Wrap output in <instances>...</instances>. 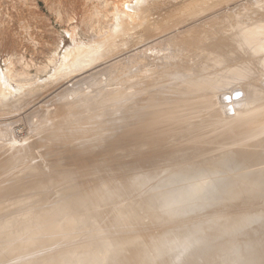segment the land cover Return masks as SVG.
I'll list each match as a JSON object with an SVG mask.
<instances>
[{
	"label": "rangeland",
	"instance_id": "374dc122",
	"mask_svg": "<svg viewBox=\"0 0 264 264\" xmlns=\"http://www.w3.org/2000/svg\"><path fill=\"white\" fill-rule=\"evenodd\" d=\"M138 1H139V3L141 2L140 3L141 6L139 3H137ZM244 1H246V2H244ZM254 1L255 0H143V1L142 0H0V84H1V87H0L1 90L0 91H2V92H0V101L3 100L5 102V103H3V101L0 102V141H2V142L4 141V143L0 142V151L3 153L2 154L0 152V155L2 154L1 157H6L3 160V162L1 161L2 159L0 161L2 164H4L3 166L5 167V169L7 166L10 167L11 165H13V163L11 164V160H12V162L17 161L18 165L22 162L19 166L14 165L15 168H12V166H11L10 167V168H12L11 170L7 167L8 171L6 170L7 171V172L5 171L6 173L2 172V175H0V190L5 191V195L0 199V202H1V200H3V202H1V204H0V220H1V222H4V225H0V264H50L54 260H55L54 263L59 264V261L61 259H62L60 261L61 264L62 263L67 264V261H66L67 258L70 259L71 261L73 260L72 261L73 264H77L78 262L77 263H74V262H75V260L78 259L77 258L78 256H80V255L82 256V251L84 249H85L83 251L84 256L85 255H86V257L90 256V258L95 256L94 258H97L96 259L97 262H95L94 264H174V263L175 264L176 263L182 264L183 262L186 264L187 263L186 259L188 261V264H196V263L197 264H199V263L200 264L201 263L206 264L205 262H208L207 264H214L215 262H216L215 264H221V262H222V264H224V263H226V264H247V263L248 264H253V263L264 264V259H263L264 258V254H263L264 252L261 251L264 249V238H263L264 237V234H263L264 233V211H263V209H264V193H263L264 192V186H263L264 185V174L263 173L264 172L260 173L261 172L260 170L263 169L262 171H264V163L261 164V162H264V144H263L264 143V122H263L264 121V71H263L262 75H260V74L258 75L259 71L262 70V68L261 69L259 68L260 65L256 67V65H258V62H259L258 58L255 59V60H257L256 61L257 63L255 62V60L252 62L249 60V59H251L250 56H252L255 52H253V54H252V52H250V50L248 52H245L246 51L245 50L244 51L245 53H243L244 55L249 56L248 53H251L252 55L250 54L249 57H245L243 55L242 61L244 58L247 60L244 59L243 62L242 61L239 62V60H241L240 59L241 57H240L237 59L238 61L236 60L237 62L235 64L234 59L237 56H235V52L233 51L234 52L233 53L234 58L230 62H232V61H234V62L231 63L233 65L230 67H233V69L237 68L236 71H239V70L245 71L246 69H244V68H246V67H244V66L246 65L248 67V71H246L248 73V75L246 78L239 80L238 78H234L235 75L233 74V72H230V74L229 73L225 74V77H226V79H225V77L222 78V76L218 75V73H217V71L219 69L218 64H213V63L216 62L215 60H218V58H220L221 56H222V59L220 58L219 61L220 60L225 61V57H228V59H230L232 53L230 52V54H229L230 57H229L227 55V51L225 52L226 54H224L223 52L225 50H223L221 48L216 49L217 48L216 47L212 50V51H214V53H216V55L214 53L211 56L209 55V57H212V59L214 60V61L210 62L211 59L207 60L206 55H204V53H201V51H198L201 47L205 46V44H203V38L201 40L200 37L205 36L206 35L205 31H207V30L210 33L212 30L214 32L212 31L213 35H210V36L208 35L207 38H205L206 36L204 37V43H206L205 39H206V41L209 42L212 38H214V36H215L214 34L216 33V31H217L218 35L215 36V38H217V37L220 38L221 36L224 35L223 38L226 39L227 35H229L231 33V31L224 30V31H226V32H224V31H220V30L221 29H230V30L232 29V30H234L235 25H233V23L238 22L237 20H239V22H238V24H239L246 18L245 20H248V22H246V21H243V22H246L248 25L250 24L249 19H253L252 22L254 25L256 22L261 21L259 23H256V25L258 24L259 27L263 28L264 27L263 26L264 25L263 24L264 14L257 16L258 18H260L262 16L259 19V21H256L258 18L256 17L257 14L253 13L254 10H252L250 15H251V17H256L257 19L250 18V16H249L250 12H248V11H250L253 8H256V7H254V6H256ZM230 2H231V4H230ZM243 2H244V5H242ZM136 4H138V5H136ZM250 4H251V6H250ZM241 12H243L244 15ZM245 13H247V14H245ZM137 14H139V15H137ZM126 15H128V17L130 16L131 18L129 17L130 18L129 19ZM240 15H241V17H240ZM245 15L246 16L248 15L249 17H244V19L242 20V18H243L242 16H245ZM236 16L240 17V19ZM126 20L129 22V30L127 31L126 34H122V32H121L122 29H121V31L119 30L121 32L119 34V32L116 31L117 29L115 30L114 28H116V27L117 28L119 27L118 29H120L121 27L123 28L122 25H124L125 22L127 23ZM119 21H121V22H119ZM115 22L117 23V25ZM216 22L218 24H216ZM243 22H242V24L245 25L246 23H243ZM121 23H124V24H121ZM224 23H227V24H224ZM230 23H232L233 26L230 25ZM118 24H119V26H118ZM120 25H121V27H120ZM227 25H230L231 27H229ZM240 25L241 24H239L235 27L236 28L237 27L243 28V27H239ZM244 25H241V26H244ZM191 26L194 28L192 29ZM188 27H190L189 31H188ZM206 27H208V28L206 29ZM225 27H227V28H225ZM214 28H216V29H214ZM218 28H219V30H217ZM113 30H115L117 33H115ZM111 31L115 35L117 34L116 36L120 35L121 37L119 36L120 38H118L120 40H116V37H114V35H113L114 40L112 39L113 42L111 41L112 42V43H110L111 45L110 44L108 45V44H105V42L108 41L105 39H106V36H107V39H109L110 36H112L113 33L110 34ZM222 32L227 33L226 36H225V34H222ZM162 33H164V34H162ZM210 33H207V34H210ZM262 33L264 34V32H262ZM108 34L110 36H108ZM95 35H96V37H95ZM241 35H242V33L241 34L239 33L238 37ZM100 36H101V38H100ZM211 36H213V37H211ZM208 37H209V39L210 38L211 39L209 40ZM262 37H264V35L261 36V38ZM192 38H194V39H192ZM95 40H97V41H95ZM115 40L118 41L117 43L115 42L116 44L114 43ZM91 41H93V42H91ZM102 41L104 42L103 44H102ZM194 42H196L197 44ZM94 44L96 47L98 46L96 44H100L102 46L100 48V49H102L101 53H103V54H101V59H100V55H99L98 58L96 57L98 60L96 58L92 59V60H94L93 63H92V61L91 62L87 61V63H90V65L85 64V62H83L85 65L84 68L81 66L83 69L79 68L80 67L79 64H77L76 62H73V63H76L79 67H77V65L75 64L74 66H72V68H75V70H72V68L70 66V68H68V71L66 73L65 71L67 70L66 69L67 62L68 63L70 61L72 62V58L70 59L71 56L68 57L69 52L72 53L73 50L80 48L81 53L83 51V53L80 56V58H81V57H84L83 54L89 53V51L91 52L92 49L94 50V48H95L93 46ZM198 44L200 45V47L198 46ZM178 46H179V48H178ZM198 47H199V49H197ZM100 49H99V51H100ZM156 49H157V51H156ZM219 49L223 50L222 53L225 55L224 57H223V55H221L222 53H220L221 51ZM136 50H137V52H136ZM217 50L219 52H217ZM133 51H135V53ZM139 51H141V52H139ZM143 51H145V52H143ZM53 52H55V53H53ZM151 52L153 55L151 54ZM164 52H166V53L169 52V53H167L168 56ZM144 53H145V55H144ZM161 53L163 54V56ZM137 54H139L140 56ZM159 54H160V56H159ZM219 54H220V56L218 57ZM260 54L264 55L263 50L259 51V55ZM102 55H103V57H102ZM149 56H151V58ZM174 56H176V57H174ZM213 56H216V58H214ZM185 57H187V58H185ZM165 58H167V59L165 60ZM170 59H172V60L170 61ZM203 59L206 60V63H205V60H203ZM160 62H162V63L164 62V64H162ZM207 62H210L211 64L207 65ZM230 62H228V63L226 62V64H229ZM245 62L246 63L251 62V63H248V65H247V64H244ZM253 62L255 63V65H253L254 64ZM171 63L173 64V66L176 64L175 66L180 65V67L179 66L173 67ZM202 63H205L207 65V67H206V65L204 66ZM237 63H240V64L242 63V64L240 65ZM243 64H244V66H243ZM250 64L253 65L252 69L249 66ZM65 65H66V67H65ZM68 65H70V64H68ZM80 65H82V64H80ZM193 66H195V67H193ZM238 66H241V67L239 68ZM131 67L133 68V70ZM222 67H224V66H222ZM59 68H61V69H59ZM226 68L228 69L229 67H226ZM182 69H183V71H182ZM200 69H202V70H200ZM153 70H155V73H152ZM191 70H192V73H191ZM231 70H232V68H231ZM253 70H255V71H253ZM70 71H72V72H70ZM189 71H190V73H189ZM162 72H164V73L162 74ZM186 72H188V73H186ZM210 72H211V75H210ZM255 72L257 73V75H253V74H256ZM9 73L14 75L13 78L16 79V81H14L10 78ZM136 73H138V74H136ZM234 73H235V71H234ZM167 74H168V76H167ZM196 74L199 75V78L196 77L197 79L195 81V83L197 85H195L194 80H193V77H194L193 75H196ZM202 74H203V76H202ZM249 74H252V75H249ZM173 75L174 76L176 75V77H174ZM177 75H178V77L179 76L180 77L177 78ZM189 75H191L192 77H190ZM166 76H167V79H166ZM136 77H137V79H136ZM158 77H159V79H158ZM163 77H164V79H163ZM171 77L173 79L175 78L176 80L172 79V81H171L170 80ZM156 78L158 79V82H157ZM168 78H169V80H168ZM190 78L192 79L193 84L189 83V85H187V83H186L187 81L191 82ZM205 78H208V79H205ZM160 79H161V81H163V80L164 81L161 82ZM181 79H186V81L185 80L182 81ZM215 79H216V83H215ZM248 79H249L251 84H253V85L256 84V88H255V85L252 87L250 84V88H251L250 90L253 89L252 91L253 92L255 91L254 93L252 91H251L252 93L251 92L247 93V90L249 91V85L247 84ZM155 80H156V82H155ZM65 81H66V83H65ZM78 81H81V84H82L81 85L79 83V86L81 85V89L79 88V86H77L79 96H73V95H71L73 93L72 88L75 87L74 89H77L75 86L76 84L75 85H73V84L75 82H77V84H78ZM100 81H106V82L110 81V82H108L109 88H107V91L110 90L109 92H112L111 95L108 92L109 97L110 96L112 97V99H110L111 101L107 97L108 95H107L106 91H104V93L106 92L104 95H107V96L104 97L102 95L103 96L102 97L101 94H103V93H100V91L96 89V86L94 84H97V82H100ZM148 81H150L152 83L151 84L152 86L149 84ZM166 81H167V83H166ZM178 81H180V82L178 83ZM201 81H203V82H201ZM222 81H223V84L220 83ZM232 81L234 83H232ZM146 82L150 85V89H147V88H149V85ZM170 82H172L173 84ZM181 82H184L185 84L181 83ZM205 82H207L206 84L209 87L210 86L211 87L209 88L207 85H205ZM253 82H255V83H253ZM19 83H21L22 85ZM144 83L146 84L147 88H146ZM157 83H159V84L157 85ZM161 83H164V84H162V86H161ZM168 83L170 85H168ZM201 83H202V85H201ZM212 83H213V85H212ZM214 83H215V85H214ZM225 83H226V85H225ZM51 84H53V85H51ZM142 84L144 86H142ZM154 84H156V85L154 86ZM183 84L189 87V91H191V93L188 91L184 95H180L181 90H183L185 87V86H183ZM216 84H218V85L216 86ZM163 86H164V89H163ZM6 88H7V90H6ZM192 88H195V89H192ZM211 88H213V89L211 90ZM71 89H72V91H71ZM139 89L141 91H143V89H146V90H144L145 92H141ZM85 90H88V91H85ZM131 90H132V92H131ZM7 91H8V93H7ZM92 91L94 93H96V94L98 93V94L96 96H94L95 94L92 93ZM127 91L128 92L130 91V93H128ZM195 91H198V92H195ZM68 92H69V94H67ZM83 92H84V94H82ZM136 92H139V93L135 94ZM6 93H7V95H6ZM24 93H26L27 95H24ZM123 93L124 94L128 93V94L124 95V97H123ZM194 93L197 94V96H199V97H196L194 95ZM3 94H5V95H3ZM80 94H81V96H80ZM113 94H114V96H113ZM121 94H122V96H121ZM8 95H10V96H8ZM19 95L22 99L19 97ZM98 95H100V96H98ZM117 95H118V97H117ZM129 95L131 97H129V99L125 101V99L128 98ZM137 95H139L138 98L141 100H139L136 97ZM205 95H206V97H205ZM120 96L125 98L123 101L124 102L123 105L128 104L129 106H130V101L132 100L131 98L133 97L135 100L134 101L135 104H134V102H131V103H133L132 107H134V106L135 107L130 110L131 107L129 108L128 105H127L128 107H126L125 105L123 106L122 102H121V99L123 100V98H121ZM143 96H145V97H143ZM164 96L166 98H164ZM18 97H19V100H18ZM100 97H101V99L103 98V100H105V98L106 99L108 98L105 101H103L101 99L100 100L103 101L105 104L108 101L111 102L108 104L109 106H111L112 103L114 102V105H112V106L113 107L116 106L117 110L115 109V107L114 108L108 107L107 104H106L107 106L105 104H103L104 105L103 106L101 104V101H99V100H98V102H100V103L98 104V102L95 100L99 99ZM16 98H17V100H16ZM52 98L54 100H52ZM88 98H90V99H88ZM116 98L117 99L120 98L119 99L120 101L117 100ZM193 98H195V99H193ZM61 99H65V100H61ZM67 99H70L71 101L70 100L68 101ZM78 99H83L84 102L83 101L80 102L81 100H78ZM166 99H168V100H166ZM15 100H16V102L13 105L12 103ZM66 100L68 101L67 103H66ZM74 100L76 102L77 101L78 102L76 103ZM175 100H176V103L174 102ZM72 101H73V103H72ZM142 101H144V102H142ZM89 102H91V103H89ZM95 102H97V103H95ZM118 102L119 103L121 102L120 104L122 106ZM146 102H148V103H146ZM163 102H164V104H163ZM165 102L169 103V104H166ZM16 103H17V105H16ZM116 103H118L119 106ZM136 103H138L139 107L141 104L140 109L142 111H140L139 108L137 109ZM142 103L144 104V107H142L143 106ZM154 103H155V106H154ZM156 103H159V104H156ZM145 104L147 106H149V105L150 106L146 108ZM162 104H163V106H162ZM160 105H161V109L165 108V107H167V108H165L164 110L163 109L161 110L159 107ZM101 106H102V108H101ZM106 107L110 108L109 110H107L110 112V114L108 112V115H111V113L113 111H114L113 113L115 115H118L117 113L118 112L120 113V111H122L121 107H125L127 112H121L120 114H122L121 116L124 115L123 117H121V116L116 117L115 116L114 117L115 119L113 117H111L113 119V121L111 119H110L111 121H109L108 120L109 116L106 115L107 113L104 114V111H105L104 109ZM157 107H159V112L161 111L160 115L157 114L158 113ZM174 107L177 109H178V107H180L183 111H184V109H186L185 111H187V112H182L181 109H178L179 113L182 112V114L181 113L179 114L177 112V109L172 110ZM97 108L101 109L100 111H102V113L104 115H106V116H104L100 112V114L103 115L102 116L103 119L101 120L100 115H99V117H100L99 119L101 121H99V119H98V123H100L101 125L103 124V128L100 127L101 125H97V121H96L98 118L97 113H99V110H97ZM125 108H123V110ZM127 108H129V109L127 110ZM111 109H114V110L111 111ZM134 109L137 110L138 112L140 111L139 112V114L141 113L140 114L141 119L139 118L140 120H136V119H138V117L140 115H138V112H134L135 111ZM150 109H151V111L152 110L154 111V109H156L155 110L156 112H153V113H154V116L159 115L158 118H157V116L156 117L153 116V118H155V119H153L152 117H149L150 116L149 114L151 112ZM169 109L171 112L168 111ZM196 109H197V111H196ZM143 110L150 111L147 114L148 117H147V115H144L145 112ZM192 110H193V112H191ZM86 111H87V114H86ZM115 112H117V113H115ZM142 112H144V113L142 114ZM169 112L172 114V116H174L175 113H176V115L178 113V115H177L178 118L176 117V115L174 116V117H176V119L174 117H168V115L170 114ZM83 113L86 114V115L84 114L85 116H87L88 114H89V116H87V118H86L83 116ZM95 113L97 115H95ZM125 113H127V114H125ZM128 114H131L132 117H135V118L137 117L136 119L133 118L135 120V122L131 123V120L133 121V119H132V117H130V115L128 116ZM151 114H152V112H151ZM171 114L169 116H171ZM80 115H82V117H84L86 119H88L89 117L94 115L93 116L94 119L91 117V118H89V120L93 119L92 121H96V123H95L96 129L97 128L99 129V127H100L102 129L103 133L105 134V136L108 135L109 142L112 141L113 145H114V143H117V145L115 144L117 146L116 151H114L116 146L114 147L112 144L110 145L112 147L111 150H109L110 147H108L109 149L106 150L108 153L110 152L109 154L111 155V157H109L108 159H105L103 157L102 160H100L98 162L88 164L89 167L95 166L97 163H99L97 165L99 167H100V165H103L102 167H100L101 169L98 168L96 170L103 171L105 176H103L102 172L97 171V173H96V171H94L93 169L92 170L86 169V170H84V171H86L85 173L83 171V175H79V177L82 178L81 181L79 180L80 178L78 177V174H77L78 178L77 177L74 178V176H75L74 173L76 171H75V168L73 165H68V166L60 165L62 167L54 166L53 162H55V156H56V152L58 150L57 147L55 149H53V147H52L53 144H49V145L41 144L44 147H42V146L39 147L40 146L39 139L46 132L53 131L52 129H55L58 127L69 128V126H70V130H74V129H76L74 131L78 130V132H76L74 134H72L70 132L74 136L71 138L72 140H69V142L73 143L75 139L76 140L78 139L77 142H83L85 140L83 136H85V135H81V134H83V132L85 134L87 129L89 131V128L85 127V126H87L86 123H88L89 120L88 121L85 120L87 122L81 120L84 123L80 122V120L76 119ZM125 115L127 116V118H124V117H126ZM133 115H136V116H133ZM143 115L145 117H143ZM50 116L52 119L48 118ZM180 116H181V118H180ZM82 117H79V118H82ZM142 117L145 120H143ZM146 117L148 118V121H146V119H147ZM53 118L55 119V123H51V126H50V124H49V126H47L48 124L46 125L45 124L46 122H44V120L47 119L48 121L49 120L54 121ZM121 118H123V119H121ZM130 118H131V120H130ZM75 119H76V121H74ZM161 119L163 121H161ZM164 119L166 122L164 121ZM261 119L263 121H261ZM107 120H108V123H107ZM155 120L156 121L159 120V122L153 123V121H155ZM168 120H170V121H168ZM257 121H259V123H263V124H259V123H257ZM163 122L165 125H163ZM73 123H75V124H73ZM135 123H137V124L135 125ZM158 123H162V124L160 125ZM168 123H169V125H167ZM81 124H86V125H83L84 126L83 127L84 130H82L83 132H80L78 129V128H81V126L78 127V125H81ZM88 124L90 126L94 125V123H91V121ZM139 124L142 126H140ZM155 124H157V125H155ZM115 125H116V127H115ZM151 125L152 126L154 125L156 127V129H155V127H152ZM255 125H258V126L253 127ZM71 126H73V127H71ZM74 126H76L77 128H75ZM135 126H137V127H135ZM161 126H163V127L161 128ZM111 127H114V128L111 129ZM130 127L132 128L131 130H130ZM150 127H152L154 129L153 130L151 128L152 131H154V132H152L150 130ZM250 127H251V130L249 129ZM71 128H74V129H71ZM137 128L139 130H136L137 131L136 132L135 129H137ZM145 128L147 131H149V133H151L152 137L150 136L149 133H146L145 131H144L145 133L143 132V129H145ZM259 128H261V130ZM141 129H142V132H141ZM247 129H249V130H247ZM32 130H34V131H32ZM129 130L131 131V133H129V132L127 133V131H129ZM155 130H156V132H155ZM245 130H247V131L245 132ZM254 130L256 131V133L252 134V132ZM74 131H72V132H74ZM88 131L86 132V134L88 133ZM112 132L114 134H112ZM77 133L78 134L81 133L79 135L81 137H83L84 140L82 138H79L80 136H78V135L76 137L75 135ZM132 133L135 135L134 137H132L133 136ZM139 133H141V135ZM155 133H159L160 135L158 134L159 136L155 137V135H156ZM238 133H241V134H238ZM90 134H92V135H90ZM90 134H89L90 135L89 137H88V134L85 137L91 138V136L94 135V132H92ZM117 134H119V137H120V135H122V138H124V139H122V140H124V143H123V141L118 140L119 137H117ZM124 134L127 135V136L125 135L126 138L127 137H128V139L131 138V141L129 140L130 144L127 141L128 139H125V136H123ZM129 134L131 137H129ZM142 134L144 136H142ZM146 134H148V137L145 136ZM115 135L117 137V139L115 141L118 140L119 142H114ZM137 135H139V136H137ZM213 135H214V137H213ZM235 135L238 138L235 137ZM141 136L145 139H143ZM110 137H112V138H110ZM234 137H235V139H234ZM259 137H260V139H259ZM73 138H75V139H73ZM88 138L85 141H88ZM153 138H155V139H153ZM261 138L263 139V141ZM92 139L93 138H91L90 140H92ZM104 139H105V137H104ZM106 139H105V141H108ZM120 139H121V137H120ZM231 139H234V140H231ZM250 139L252 141L253 140L256 141V139L257 140L259 139L258 140L259 142L256 141L257 143H255L253 141L254 143L252 142V144H249L251 142ZM100 141L104 142L103 139L102 140L100 139V140H98V142H96L97 143L95 145L96 146L95 147L96 152L101 151L102 147L98 146V144L100 145L102 143ZM142 141H144L145 143ZM66 142H68V141H66ZM69 142L66 143L67 145L66 144L64 145L61 142L62 145H64L63 147L59 146L60 144L58 143V146L61 147L62 149L66 148V146L67 147L69 146V144H70ZM77 142H74V144H76ZM120 142H122L126 147H124L122 145V143H120ZM245 142H247V143H245ZM119 143L121 144L120 147H119V145H120ZM131 143L133 145L136 144V147H135V145L134 146L132 145L133 146V148H132V146H130ZM141 143H142V146H141ZM147 143H149V144H147ZM242 143H243V145H242ZM244 143H245V146H244ZM219 144H221V145L219 146ZM257 144H259V145H257ZM24 145L27 146L26 149L29 148V151H31V154H30V152L28 153V150H25L26 152L23 151V149L21 150V148H23ZM151 145L155 148L154 149L150 148V147H152ZM3 146H4V148H3ZM10 146L11 147L13 146L15 149H18L19 153H20V151L22 152L21 153L22 155L18 156L19 159H17L18 157H15L14 160L13 159L10 160V158H12L14 155L13 152L15 151V149H13V147L11 148V150H9L8 147L10 148ZM16 146H17V148H16ZM138 146H139V148H137ZM248 146H249V148H248ZM250 146H251V148H250ZM253 146H255V147L258 146V147L255 149V147H253ZM123 147H124V149H123ZM231 147H233V148H231ZM237 147H239V148L237 149ZM129 148H130V150H132V152L129 150ZM12 149L14 150L13 152H12ZM137 149H139V150H137ZM223 149H225V150L223 151ZM241 149H242V151H241ZM211 150H214V151L216 150V153L208 152ZM127 151H129V153ZM139 151H141V153ZM142 151H144V153ZM148 151H150L151 153ZM254 151H256V153ZM23 152H25V155ZM133 152H134V154H133ZM136 152L139 154H137ZM198 153L199 154L204 153V154L203 155L200 154L201 156L197 157V155H199ZM248 153L250 156L248 155ZM27 154H29V155L27 156ZM126 154H129V155H126ZM135 154H137V155H135ZM190 158H191L190 161L186 160V159L189 160ZM34 160H35V162H34ZM152 161H154V162H152ZM37 162H39V163H37ZM141 162H143L145 164H143ZM184 162H186V163H184ZM146 163L148 164V166H146ZM108 164L109 165L113 164V165H111L112 166L111 168L113 169L112 172H114L115 174L110 171L111 168L108 166ZM117 164H119V165H117ZM139 164H140V167H144V169L143 168L140 169V167H138ZM152 164H153V166H152ZM253 165H255V166H253ZM39 166H40V168H39ZM104 166H108V167H104ZM134 166H137L135 168H138V169H131ZM251 166L254 168L251 169ZM2 167L0 164V168H1L0 170H2ZM129 167H130V169H129ZM248 167H250V168L248 169ZM256 167H258V168H256ZM259 167L260 168L262 167V168L260 169ZM35 168H37V170ZM109 168H110V170H109ZM243 168H245V169L242 171ZM255 168H256V170L257 169H260V170L259 171L257 170V172H256V171H254ZM31 169H32V171H31ZM120 169H122V171ZM128 169H129V171H128ZM221 169L228 172V173L225 172L226 174H224V171H220ZM239 169H241V170H239ZM34 170H35V172L33 173ZM93 171H94V173H93ZM253 171H254V173H253ZM19 172L24 174V175L21 174L24 177V179L22 176L20 177V174H18ZM63 172L66 173L67 176L62 175V174H64ZM68 172H69V174H73V175H71L72 177L69 176ZM250 172H252L253 174L252 175L249 174ZM13 173H15V174H13ZM28 173H30V174H28ZM95 173H96V176H98V175L101 176L100 174H102V179L99 181V177H98L97 183H98V186L104 190L105 194H104V197H102V198L92 200V201H88L87 199H85L86 198V190H83L82 186L79 187V185H80L79 183L80 182L84 183V180H85V182H87L91 185L92 184L91 180L93 179V177H95ZM135 173H137V175H135ZM16 174L19 175V176L17 175L18 177L16 176L17 180L14 178ZM118 174H120V175H118ZM138 174H140V176H138ZM141 174L144 176H142ZM158 174H159V176H158ZM218 174H220L221 176L223 175V176L220 177V175L218 176ZM244 175H246L248 177L251 175V178L249 177L251 180H249V178L244 176ZM34 176L37 179H35ZM62 176H64V177L66 176V178L69 176V178L66 179ZM28 177L29 178L31 177V178L28 179ZM54 177H55V179H53ZM103 177H104V179L105 178H107V179L104 180ZM242 177H243V180L241 179ZM13 178L15 179V181ZM73 178L76 180L74 181ZM200 178H201V180H200ZM211 178H212V180H211ZM18 179H19V181H18ZM57 179H59V180H57ZM71 179L73 181H71ZM213 179H215V180H213ZM236 179H238V180L240 179V180L237 181ZM208 180L209 181L211 180V182H209ZM8 181H10V182H8ZM212 181H215V182H212ZM236 181H237V184L240 181H242L240 183L246 182L243 184L244 185L247 184V185H245V187H244L243 185L239 184V186H235L234 190H231V189H233V187H232L233 184L237 185L235 183ZM250 181L251 182L253 181V182L251 183ZM256 181H257V183H256ZM13 182H15V184L17 183V185H13L14 184ZM139 182H140V184H139ZM163 182H164V184H162ZM172 182H174V183H172ZM217 182H219V184ZM141 183H144V184L146 183V185H144V184L142 185ZM205 183H211V185L207 184L205 186ZM21 184H24L25 187H23V185L21 186ZM214 184L216 185V187L218 185V187L215 188ZM255 184H256V186H255ZM169 185L170 186L174 185V186H172L170 188ZM208 185H210V187ZM260 185H261V187H260ZM159 186H161V187L159 188ZM201 186L205 189H202ZM212 186H214V188ZM222 186H224L226 188V190ZM230 186L232 188H230ZM241 186H243V187L240 188ZM249 186H251L252 188H250ZM56 187H58V188H56ZM199 187L202 189V191H200L201 189ZM207 187H209V188L207 189ZM238 187H239V189H238ZM246 188L250 191L249 192L250 195L247 194L248 190ZM217 189H218V192H217ZM219 189H221V190H219ZM256 189H258L259 191H257ZM195 190L199 192V195H198V192L196 194ZM223 190H225V192ZM241 190H243L244 192L243 191L241 192ZM212 191H213V193H215V195L212 193ZM232 191H234V192H232ZM236 191H239V192L236 193ZM189 192H190V194H188ZM204 192H206V193H204ZM223 192L225 194H223ZM228 193H229V195H228ZM236 194L238 196H241V200L239 199L240 197H238ZM243 194L245 195L244 197L242 196ZM256 194H257V196H256ZM179 195H182V197L184 196V198H186L185 196H187V195L189 197H192V196L194 197L197 195L201 196L200 197L201 200L199 199V197L198 198L196 197L197 199H199L198 203L199 204L201 203L200 207L196 201L197 200L196 198H190V199H192V200L196 199L195 201L198 204L197 207H196L194 200L193 201L190 200L192 203V204H190V202H187V201H189L188 197H187L188 198V200H187V198L183 199L181 196L179 197ZM203 195H204V197H203L204 199H202ZM222 195L226 196L227 199H229L228 201L233 202L236 200L235 198H237V197H238V199L235 202H233V204H232V202L230 203V202L226 201L227 205L225 203H224V205H220L221 203H223L220 201L226 200L225 199L226 197H222ZM13 196H15V198ZM250 196H252V197H250ZM17 197H19V199H17ZM205 197L207 199L209 198L212 201L207 200ZM214 198H217V199H215V201H214ZM220 198H221V200H219ZM254 198H256V200ZM7 199H11V201H8ZM251 199H253V200L251 201ZM5 200H7V201H5ZM65 200H66V202H64ZM204 200H206L208 202H205ZM182 201H185V202H182ZM238 201H240V203ZM243 201H245V202H243ZM70 202L72 203L73 206L70 204L71 207H68V206H70L68 204ZM84 202H85V205H84ZM219 202H220V204H219ZM236 202H238V203H236ZM246 202L247 203L249 202V203L246 204ZM79 203H80V206H77V205H79ZM96 203H97V205H96ZM208 203H211V204L209 205ZM217 203L221 207H217V205H218ZM229 203L231 205H229ZM61 204L62 205L64 204L65 206L64 205L62 206ZM81 204L84 205V206H82V208L83 207H85V208L82 209ZM207 204H208V206H211L213 204L215 206V208L218 210L220 208L221 209V210H219L220 212H218V210H216L213 205L211 206V208H212L211 209L210 207L207 206ZM238 204H239V207H238ZM193 205H194V207H193ZM248 205H249V207H248ZM86 206L88 209L86 208ZM259 206H260V209L258 208ZM59 207L64 208L63 210L67 209V212L65 210L64 211L65 214H64L63 210H60L58 213H56V210ZM75 207H77V208L79 207V208L77 209ZM204 207H208L209 210H208V208H204ZM244 207H245V211H243ZM191 208H193L194 210ZM238 208L240 209L239 214H241V215H238V212H239ZM241 208H243V210ZM36 209H37V211H36ZM80 209H82V210H80ZM92 209H93V213L95 211L94 215H93V213L91 214V213L87 212V211H92ZM98 209H99V211H98ZM225 209H226V212H225ZM228 209L232 213H228L229 212ZM211 210L214 211V213ZM234 210H235V212H234ZM259 210L263 214H261L259 212ZM28 211L30 214L28 213ZM31 211H32V213H31ZM189 211H191V212H189ZM215 212H217V213H215ZM242 212H243V214H242ZM24 213H25V215H24ZM59 213H60V215H59ZM101 213L102 214L104 213V214L102 215ZM191 213H192V215H191ZM221 213H223V214H221ZM226 213L228 215L225 218ZM122 214H124L128 218L127 219L125 218L123 220V222L121 221V223L117 224L116 220ZM128 214H129V216H128ZM218 214L220 216L221 215L222 216L220 217ZM26 215H27V217H25ZM37 215H38V217H37ZM95 215L97 217H99V215H100L101 219L97 218ZM106 215H108L107 216L108 219H107ZM209 215H210V218L212 217V215H213V217L211 219L207 218V217H209ZM80 216H82V218ZM89 216L91 217L92 220L91 219L87 220L88 218H90ZM109 216H110V218L111 217L112 218L110 219ZM15 217H17V218L15 219ZM65 217H66V219H64V221H65V224H64V221L62 219ZM105 217L107 219V222L104 221ZM29 218H30V220H29ZM34 218L36 219V221ZM202 218L203 219L207 218V219H205L206 222ZM213 218L215 219V221L213 220ZM229 218H232V219H229ZM60 219L62 220L61 223H63V225L60 223ZM71 219H72V222L70 223ZM76 219H78V220H76ZM97 219H100L101 223L99 220L97 221ZM109 219L111 220V223H110V221H108ZM197 219L198 220L200 219L199 220L200 222ZM43 220H46V222L44 221L45 224L43 223ZM52 220L54 221V223ZM95 220H96V223H94ZM218 220H221L219 222V224L216 223V221H218ZM40 221H41V223H43V225H45L44 227L40 223ZM66 221L68 223V227H70V225H71V229L70 228L67 229L68 227H67ZM201 221H204V223H202L203 227H201L202 226ZM228 221H230V223H228ZM55 222H57V223L55 224ZM97 222H99L98 225L101 229L99 228V230L96 231V229H98V228L94 229V227H96ZM233 222L234 223L236 222L235 225ZM257 222H258V224H257ZM52 223H53V225L55 224L56 227H54L52 225ZM87 223H88V226L85 227V225H87ZM113 223H114V226H116V227L118 226V227L116 228V227L112 226L113 228L108 229V227L111 226ZM35 224H38L40 228L36 227L38 225H35ZM57 224H59L60 226ZM92 224H95V226ZM101 224H102V226H101ZM197 224H199V225H197ZM211 224H213L214 227L212 226V228H211ZM249 224H251V226H249ZM64 225H66V227ZM107 225H108V227L105 230V227ZM122 225H124V226H122ZM22 226L25 228H23ZM46 226L47 227L53 226L54 228H57V230L54 229L53 227L50 228V230H49V228H47ZM72 226H73V228H72ZM199 226L201 228V231H199V232L202 234H200L198 232ZM30 227H31V229H30ZM42 227L44 229H41ZM91 227L93 230H91ZM235 227H237V228H235ZM62 228H63V230H66L67 232L61 230ZM26 229H27V231H26ZM72 229H74V231ZM32 230L35 231V234ZM70 230H72V233ZM196 230H197V232H196ZM208 230H209V233L212 230V233L209 234ZM214 230H215V232H214ZM219 230H222V231L220 232ZM84 231H85V233L89 232L90 234L89 233L85 234V233H83ZM179 231H180V233H179ZM181 231H183L182 234H181ZM193 231H195V233H194L195 237H193ZM68 232L71 233V234L69 233V236L72 237V235H73V238H71L69 236L65 237L66 235H68V234H66ZM189 232H190V234L191 233L192 234L190 235ZM184 233H185V236H183ZM219 233H221V235ZM179 234L181 236H183V238L181 236H179ZM186 234L188 236L189 235L190 236L186 237ZM196 234H197V236H196ZM198 234H200V235H198ZM203 234H204V236H203ZM214 234L216 237L214 236ZM50 235H51V237H50ZM127 236H130V238L134 239V241L132 243H126V242L124 243L122 240H123V238H125ZM207 236H208V238H207ZM256 236H257V238H256ZM178 237L181 239H178ZM251 237H252L253 241H252ZM100 238H104V239H100ZM221 238H223V239H221ZM241 238H242V240H241ZM62 239H63V241H62ZM97 239H99V241H101V240L102 241L107 240V241H105L104 243H102V241H101V243H98L99 241ZM46 240H47V242H46ZM53 240H55L54 241L55 243L53 242ZM66 240H71V242L70 241L66 242ZM188 240H190L191 242H187ZM219 240H220V242H219ZM94 241H97V242L95 243ZM174 241H175V244H174ZM205 241H208V242H205ZM211 241H213V242H211ZM93 242L96 245L91 244ZM106 242H107V244H105ZM39 243L41 245L42 244L43 245L40 246V248H38V247L35 248L36 246L40 245ZM208 243H209V245H208ZM237 243H238V245H237ZM213 244L215 247L213 246ZM206 245H207V247H206ZM259 245H260V247H259ZM28 246H30V247L35 246L34 247L35 249L30 248ZM41 247H42V249H41ZM171 247H172V251H170ZM252 247H253V249H252ZM261 247H263V248H261ZM178 248L181 251H179ZM181 248H183V249H181ZM197 248H198V250H196ZM206 248L208 249V251ZM31 249H33L32 250L33 252H31ZM79 249H80V252L78 253ZM88 249H90V250H88ZM204 249H206V250H204ZM258 249H259V251H261V253H259ZM167 250L169 252L168 255H167V253H168ZM175 250L177 253L175 252ZM237 250H239V251H237ZM255 250L257 251L256 254H255ZM59 251H61L62 253L64 251L67 254V256L63 255L65 253H63V254L59 253ZM76 251H77V253H76ZM96 251L98 252V254ZM197 252L199 253V255ZM89 253H90V255H89ZM189 253H192V254H189ZM196 253H197V255L194 256V254H196ZM253 253H254L255 257L253 256ZM61 254H62V256H61ZM76 254H77V256H74ZM203 254L205 256H203ZM216 254H219V255L216 256ZM257 254H259V255H257ZM213 255H214V257H213ZM69 256H71V257H69ZM72 256H74V257H72ZM164 256H166L167 258ZM178 256H180V257L178 258ZM197 257L199 260L197 259ZM211 257H212V259H211ZM246 257L248 259L250 258L249 260H247L249 262L251 261L250 263L245 260ZM53 258H54V260H52ZM55 258L58 259V263H57V260ZM169 258L171 259V261ZM195 258L197 259V261L195 260ZM102 259H104V260L102 261ZM254 259L256 260V262ZM100 260H101V262H100ZM164 260H166V261L164 262ZM182 260H184V261L180 263V261H182ZM252 260H254V261H252ZM64 261H66V262H64ZM159 261L160 262L162 261V263H160ZM190 261H191V263H189ZM192 261H195V263L194 262L192 263ZM54 263L52 262L51 264H54ZM78 264H81V263H78Z\"/></svg>",
	"mask_w": 264,
	"mask_h": 264
},
{
	"label": "bare ground",
	"instance_id": "6f19581e",
	"mask_svg": "<svg viewBox=\"0 0 264 264\" xmlns=\"http://www.w3.org/2000/svg\"><path fill=\"white\" fill-rule=\"evenodd\" d=\"M142 1H143V0H142ZM201 2H202V1H201ZM244 2H246V1H244ZM244 2H243L242 5H244ZM135 3H136V2H135ZM137 3H139V1H138ZM140 3H141V2H140ZM140 3H139V4H140ZM232 3H233V2H232ZM254 3L256 4V6H254V7H256V8H253V9H251V10L248 11V12H250V13H249L250 18H255V19H257V18H258L257 16H260V15L264 14V0H255ZM142 4H143V3H142ZM230 4H231V2H230ZM245 4H246V3H245ZM136 5H138V4H136ZM127 6H128V5H127ZM140 6H141V4H140ZM250 6H251V4H250ZM222 7H223V6H222ZM237 7H238V6H237ZM243 8H244V7H243ZM137 9H138V8H137ZM252 10H254L253 13H256V14H257V15H256L257 18H256V17H251L250 14H251ZM246 11H247V10H246ZM209 12H210V11H209ZM211 12H212V11H211ZM248 12H247V13H248ZM241 13L243 14V12H241ZM247 13H245V14H247ZM116 14H117V13H116ZM127 14H128V13H127ZM239 14H240V13H239ZM239 14H238V15H239ZM117 15H118V14H117ZM137 15H139V14H137ZM140 15H141V14H140ZM204 15H205V14H204ZM214 15H215V14H214ZM243 15H244V14H243ZM118 16H119V15H118ZM122 16H123V15H122ZM126 16L128 17V15H126ZM249 16H248V15H247V16H246V15H245V16H242V17H243L242 20L244 19V17H249ZM253 16H254V15H253ZM124 17H125V16H124ZM129 17H130V16H129ZM129 17H128V18H129ZM206 17H207V16H206ZM223 17H224V16H223ZM236 17H238V16H236ZM240 17H241V15H240ZM240 17H238V18L240 19ZM261 17H262V16H261ZM261 17H260V18H261ZM116 18H117V17H116ZM130 18H131V17H130ZM130 18H129V19H130ZM260 18H258L256 21H259ZM124 19H125V18H124ZM201 19H202V18H201ZM206 19H207V18H206ZM245 19H246V18H245ZM245 19H244L243 21L248 22V20H245ZM247 19H248V18H247ZM127 20H128V19H127ZM127 20H126V21H127ZM210 20H211V19H210ZM250 20H251V21H250ZM252 20H253V19H249V22H250L249 25H248L246 22H243V21H242L243 23H246V24H247V25L245 24L246 26H245L244 24H242V22L239 23V24L245 26V27H244V26H241V25L239 26V27H243V28H238V27L236 28V27H235V26L239 25V24H238L239 20H237L238 22H234V23L232 22L233 25H235V26H234V30H232V29H231V30H230V29H221L220 31H224V30H226V31H228V30L231 31V33H230L229 35H227V38H226V39L223 38L224 35L221 36V37L219 36L220 38H218V37L215 38V36L218 35V33H217V31H216V33L214 34V35H215L214 38H212V39L210 38V39H211V40H210L209 37H208V39H209L210 41L208 42V41H206V39H205V42H206V43L208 42V43H207V44L204 43V37L206 36L205 38H207L208 35H209V36H210V35H213V33H212L213 30L211 31V33H210L208 30L205 31L206 33H205V32H204V33H205L206 35L203 36V37H200L201 40H202V38H203V44H205V46H203V47H201V48L199 49L200 45L198 44L199 47H198L197 49H199L198 51H201V53H204V55H206V59H207V60H208V59H211L210 62H211V61H214V60L212 59V57H209V55H210V56L213 55L214 51H212V50H213L214 48H216V47H217L216 49L221 48V49L225 50V51L223 52V50L219 49V50L221 51L220 53L223 52L224 54H226L225 52L227 51V55H228V56H229L230 52L232 53L230 59H228V57H225V61H223V60H222V61H221V60L219 61L220 58L222 59V56H221L220 58H218V60H215L216 62L213 63V64H218V66H219L218 68H219V69L217 68V69H218L217 73H218V75L222 76V78L225 77V74H226V73H229V74H230V72H233V74L235 75L234 78H238L239 80H240V79H244V78H246L247 75H248V73L246 72V71H248V67H247L246 65L244 66V64H247V65H248V63H251L252 61H254V60L257 59V58H258L259 62H258V65H256V67L260 65L259 68H260V69L262 68V70L259 71L258 75H259V74H260V75L263 74V71H264V55H263V54H262V55H261V54L259 55V51H262V50H263V52H264V37L261 38V36L264 35V34L262 33V32H264V27L262 28V27H259L258 24H257L258 26L256 25V23H259V22H261V21L256 22L255 25H254L253 22H252ZM262 20H263V19H262ZM206 21H207V20H206ZM235 21H236V20H235ZM240 21H241V20H240ZM119 22H121V21H119ZM251 22H252V23H251ZM254 22H255V21H254ZM115 23H116V22H115ZM227 23H228V22H227ZM227 23H224V24H227ZM232 23H230V25H232ZM235 23H236V24H235ZM121 24H124V23H121ZM209 24H210V23H209ZM216 24H218V23L216 22ZM228 24H229V23H228ZM251 24H252V25H251ZM263 24H264V22H263ZM116 25H117V23H116ZM199 25H200V24H199ZM230 25H227V26L231 27ZM233 25H232V26H233ZM118 26H119V24H118ZM122 26H123V28H122L121 25H120V27H121L120 29H118L119 27L117 28V27L115 26L116 28H114V29H115V30L117 29L116 31L119 32V34H120L121 32H122V34H126L127 31L129 30V22H128V21H127V23L125 22V24L122 25ZM214 26H215V25H214ZM222 26H223V25H222ZM263 26H264V25H263ZM184 27H185V26H184ZM191 27H192V26H191ZM204 27H205V26H204ZM189 28H190V27H188V31H189ZM193 28H194V27H192V29H193ZM198 28H199V27H198ZM207 28H208V27H206V29H207ZM225 28H227V27H225ZM235 28H236V29H235ZM112 29H113V28H112ZM121 29H122V31H121ZM214 29H216V28H214ZM115 30H113V31H114L115 33H117ZM119 30H120L121 32H120ZM170 30H171V29H170ZM170 30H169V31H170ZM199 30H200V29H199ZM204 30H205V29H204ZM204 30H203V31H204ZM217 30H219V28H218ZM195 31H196V30H195ZM226 31H224V32H226ZM213 32H214V31H213ZM224 32H222V34H225V36H226L227 33H224ZM92 33H93V32H92ZM92 33H91V34H92ZM103 33H104V32H103ZM112 33H113V32L111 31L110 34H112ZM174 33H175V32H174ZM207 33H210V34H207ZM219 33H220V32H219ZM239 33H240V34L242 33V35L238 37ZM162 34H164V33H162ZM202 34H203V33H202ZM222 34H221V35H222ZM113 35H114V37H116V40H120V39H118V38L121 37L120 35L116 36L117 34L115 35V34L113 33L112 36H110V35L108 34V36H110V38H109L110 40L107 39V36H106V39H105V40H108V41L105 42V41L103 40V41L105 42V44H108V45H109L110 43L113 42V41H112V39H113ZM93 36H94V35H93ZM93 36H92V37H93ZM119 36H120V37H119ZM123 36H124V35H123ZM162 36H163V35H162ZM168 36H169V35H168ZM170 36H171V35H170ZM95 37H96V35H95ZM111 37H112V38H111ZM156 37H157V36H156ZM176 37H177V36H176ZM187 37H188V36H187ZM189 37H190V36H189ZM211 37H213V36H211ZM100 38H101V36H100ZM100 38H99V39H100ZM103 39H104V38H103ZM158 39H159V38H158ZM180 39H181V38H180ZM192 39H194V38H192ZM195 39H196V38H195ZM97 40H98V39H97ZM97 40H95V41H97ZM113 40H114V39H113ZM116 40L114 41V43H115V42H116V43L118 42V41H116ZM103 41H102V44L104 43ZM109 41H110V42H109ZM111 41H112V42H111ZM89 42H90V41H89ZM91 42H93V41H91ZM107 42H108V43H107ZM152 42H153V41H152ZM183 42H184V41H183ZM201 42H202V41H201ZM97 43H98V42H97ZM116 43H115V44H116ZM144 43H145V42H144ZM191 43H192V42H191ZM194 43H196V42H194ZM87 44H88V43H87ZM149 44H150V43H149ZM178 44H179V43H178ZM196 44H197V43H196ZM85 45H86V44H85ZM96 45H98V46L96 47L95 44L93 45V46L95 47V48L93 47L94 50L91 48L92 51H91V52L89 51V53L83 54L84 57H81V58H80V56H81V54L83 53V51H82V53H81V49H80V48H78V49H76V50H73L72 53L69 52L68 57L71 56L70 59L72 58V62L68 59L70 62H69V63L67 62V67H66V65H65V67H66V69H67L65 72L67 73L68 68H70V66H71V68H72V66H74L76 63L79 64V66H80V67H79V66L76 64L77 67H79L80 69H83L84 66H85L83 62H85V64L90 65V63H87V61H88V62H91V61H92V63H93L94 60H92V59H95L96 57L98 58L99 55H100V59H101V54H103V53H101L102 49H100V48H101L102 46H101L100 44H96ZM110 45H111V44H110ZM184 45H185V44H184ZM78 46H79V45H78ZM88 46H89V45H88ZM135 46H136V45H135ZM138 46H139V45H138ZM149 46H150V45H149ZM74 47H75V46H74ZM83 47H84V46H83ZM89 47H90V46H89ZM133 47H134V46H133ZM166 47H167V46H166ZM189 47H190V46H189ZM196 47H197V46H196ZM85 48H86V47H85ZM178 48H179V46H178ZM65 49H66V48H65ZM68 49H69V48H68ZM86 49H87V48H86ZM91 49H90V50H91ZM99 49H100V51H99ZM129 49H130V48H129ZM136 49H137V48H136ZM138 50H139V49H138ZM144 50H145V49H144ZM168 50H169V49H168ZM172 50H173V49H172ZM176 50H177V49H176ZM187 50H188V49H187ZM235 50H236V51H235ZM245 50H246V51H245ZM249 50H250V52H252V54H253V52H255V53H254L253 55H252L251 53H248L249 56H250V54H251L252 56H250L251 59H249L251 62L246 63V62H247V61H246V62L243 64V66L246 67V68H244V69H246L245 71H240L239 69H238L239 71H236V70H237L236 67H235L236 69H233V67H230V66L233 65V64H231V63H233L234 61H235V64H236V62L238 61V60H237L238 58L241 57V58H240L241 60H239V62L242 61V58H243V55H244L243 53L248 52ZM55 51H56V50H55ZM64 51H65V50H64ZM70 51H71V50H70ZM153 51H154V50H153ZM156 51H157V49H156ZM156 51H155V52H156ZM173 51H174V50H173ZM173 51H172V52H173ZM181 51H182V50H181ZM189 51H190V50H189ZM233 51L235 52V56H237V57L234 59V61L230 62V61L233 60V58H234V57H233V56H234V54H233L234 52H233ZM244 51H245V52H244ZM48 52H49V51H48ZM133 52L135 53V51H133ZM136 52H137V50H136ZM139 52H141V51H139ZM143 52H145V51H143ZM143 52H142V53H143ZM172 52H171V53H172ZM179 52H180V51H179ZM211 52H212V53H211ZM217 52H219V51L217 50ZM42 53H43V52H42ZM53 53H55V52H53ZM63 53H64V52H63ZM147 53H148V52H147ZM149 53H150V52H149ZM164 53H166V52H164ZM167 53H169V52H167ZM167 53H166V54H167ZM223 53H222L221 55H223V57H224L225 55H224ZM256 53H257V54H256ZM151 54H152V52H151ZM161 54H162V53H161ZM179 54H180V53H179ZM179 54H178V55H179ZM190 54H191V53H190ZM214 54L216 55V53H214ZM246 54H247V53H246ZM38 55H39V54H38ZM50 55H51V54H50ZM83 55H82V56H83ZM137 55H139V54H137ZM144 55H145V53H144ZM152 55H153V54H152ZM152 55H151V56H152ZM175 55H176V54H175ZM185 55H186V54H185ZM197 55H198V54H197ZM200 55H201V54H200ZM45 56H46V55H45ZM62 56H63V55H62ZM64 56H65V55H64ZM130 56H131V55H130ZM139 56H140V55H139ZM151 56H149V57L151 58ZM159 56H160V54H159ZM162 56H163V54H162ZM165 56H166V55H165ZM167 56H168V54H167ZM167 56H166V57H167ZM207 56H208V57H207ZM219 56H220V54L218 55V57H219ZM244 56H245V57H249L248 55H247V56L244 55ZM40 57H41V56H40ZM102 57H103V55H102ZM137 57H138V56H137ZM142 57H143V56H142ZM144 57H145V56H144ZM174 57H176V56H174ZM193 57H194V56H193ZM202 57H203V56H202ZM213 57L216 58V56H213ZM229 57H230V56H229ZM97 58H96V59H97ZM163 58H164V57H163ZM181 58H182V57H181ZM185 58H187V57H185ZM188 58H189V57H188ZM226 58H227V59H226ZM142 59H143V58H142ZM166 59H167V58H165V60H166ZM244 59H245V58H244ZM244 59H243V61H244ZM20 60H21V59H20ZM73 60H74V61H73ZM97 60H98V59H97ZM171 60H172V59H170V61H171ZM203 60H205V59H203ZM236 60H237V61H236ZM245 60H247V59H245ZM36 61H37V60H36ZM58 61H59V60H58ZM95 61H96V60H95ZM132 61H133V60H132ZM134 61H135V60H134ZM137 61H138V60H137ZM137 61H136V62H137ZM150 61H151V60H150ZM167 61H168V60H167ZM183 61H184V60H183ZM243 61H242V62H243ZM256 61H257V60H255V62H256ZM17 62H18V61H17ZM73 62H76V63H73ZM176 62H177V61H176ZM190 62H191V61H190ZM190 62H189V63H190ZM210 62H207V65H208V64H211ZM226 62H227V63L230 62V63H229L230 65H229V64H226ZM52 63H53V62H52ZM72 63H73V64H72ZM160 63H162V62H160ZM167 63H168V62H167ZM173 63H174V62H173ZM177 63H178V62H177ZM180 63H181V62H180ZM186 63H187V62H186ZM189 63H188V64H189ZM199 63H200V62H199ZM205 63H206V60H205ZM205 63H202V64L205 66V65H206ZM253 63H254V62H253ZM253 63H252V64H253ZM256 63H257V62H256ZM68 64H70V65H68ZM71 64H72V65H71ZM80 64H82V65H80ZM157 64H158V63H157ZM162 64H164V62H163ZM165 64H166V63H165ZM171 64H172V63H171ZM171 64H170V65H171ZM213 64H212V65H213ZM220 64H221V65H220ZM237 64H240V63H237ZM241 64H242V63H241ZM241 64H240V65H241ZM252 64L249 65V66L251 67V69L253 68V65H255V63H254L253 65H252ZM10 65H11V64H10ZM125 65H126V64H125ZM128 65H129V64H128ZM175 65H176V64H175ZM175 65L173 66V64H172L173 67H178V66L180 67V65H177V66H175ZM181 65H182V64H181ZM185 65H186V64H185ZM185 65H184V66H185ZM196 65H197V64H196ZM200 65H201V64H200ZM200 65H199V66H200ZM207 65H206V67H207ZM212 65H211V66H212ZM227 65H228V66H227ZM251 65H252V66H251ZM68 66H69V67H68ZM81 66H82L83 68H82ZM165 66H166V65H165ZM168 66H169V65H168ZM220 66H221V67H220ZM222 66H224V67H222ZM234 66H235V65H234ZM75 67H76V66H75ZM123 67H124V66H123ZM161 67H162V66H161ZM161 67H160V68H161ZM181 67H182V66H181ZM188 67H189V66H188ZM190 67H191V66H190ZM193 67H195V66H193ZM201 67H202V66H201ZM215 67H216V66H215ZM226 67H229V68L227 69ZM238 67L240 68L241 66H238ZM54 68H55V67H54ZM61 68H62V67H61ZM61 68H59V69H61ZM131 68H132V67H131ZM165 68H166V67H165ZM165 68H164V69H165ZM184 68H185V67H184ZM231 68H232L233 71L231 70ZM59 69H58V70H59ZM124 69H125V68H124ZM135 69H136V68H135ZM146 69H147V68H146ZM167 69H168V68H167ZM167 69H166V70H167ZM189 69H190V68H189ZM203 69H204V68H203ZM206 69H207V68H206ZM217 69H216V70H217ZM249 69H250V68H249ZM251 69H250V70H251ZM8 70H9V69H8ZM72 70H75V68H72ZM132 70H133V68H132ZM150 70H151V69H150ZM196 70H197V69H196ZM200 70H202V69H200ZM213 70H214V69H213ZM135 71H136V70H135ZM174 71H175V70H174ZM176 71H177V70H176ZM182 71H183V69H182ZM234 71H235V73H234ZM253 71H255V70H253ZM70 72H72V71H70ZM137 72H138V71H137ZM140 72H141V71H140ZM151 72H152V71H151ZM157 72H158V71H157ZM169 72H170V71H169ZM169 72H168V73H169ZM200 72H201V71H200ZM251 72H252V71H251ZM53 73H54V72H53ZM59 73H60V72H59ZM59 73H58V74H59ZM68 73H69V72H68ZM131 73H132V72H131ZM152 73H155V70H153ZM152 73H151V74H152ZM163 73H164V72H162V74H163ZM172 73H173V72H172ZM177 73H178V72H177ZM184 73H185V72H184ZM186 73H188V72H186ZM189 73H190V71H189ZM191 73H192V70H191ZM255 73H256V72H255ZM136 74H138V73H136ZM151 74H150V75H151ZM162 74H161V75H162ZM174 74H175V73H174ZM178 74H179V73H178ZM180 74H181V73H180ZM194 74H195V73H194ZM54 75H55V74H54ZM210 75H211V72H210ZM249 75H252V74H249ZM253 75H257V73H256V74H253ZM9 76H10V78H11L12 80L16 81V79L13 78V77H14L13 74H10V73H9ZM143 76H144V75H143ZM153 76H154V75H153ZM163 76H164V75H163ZM167 76H168V74H167ZM167 76H166V79H167ZM171 76H172V75H171ZM173 76H174V75H173ZM187 76H188V75H187ZM189 76L192 77L191 75H189ZM193 76H194V77H193V80H194V83H195V81H196V79H197L196 77L199 78V75L196 74V75H193ZM202 76H203V74H202ZM147 77H148V76H147ZM156 77H157V76H156ZM169 77H170V76H169ZM174 77H176V75H175ZM179 77H180V76H179ZM179 77H178V75H177V78H179ZM211 77H212V76H211ZM217 77H218V76H217ZM217 77H216V78H217ZM259 77H260V76H259ZM52 78H53V77H52ZM154 78H155V77H154ZM208 78H209V77H208ZM208 78H205V79H208ZM212 78H213V77H212ZM136 79H137V77H136ZM150 79H151V78H150ZM156 79H157V78H156ZM158 79H159V77H158ZM158 79H157V82H158ZM163 79H164V77H163ZM172 79H173V78L171 77L170 80L172 81ZM174 79H175V78H174ZM174 79H173V80H174ZM225 79H226V77H225ZM225 79H224V80H225ZM62 80H63V79H62ZM67 80H68V79H67ZM70 80H71V79H70ZM106 80H107V79H106ZM140 80H141V79H140ZM168 80H169V78H168ZM175 80H176V79H175ZM181 80H182V81H183V80L186 81V79H181ZM190 80H191V82H190V81H189V82H188V81L186 82L187 85H189V83L191 84V83L193 82L191 78H190ZM203 80H204V79H203ZM213 80H214V79H213ZM256 80H257V79H256ZM256 80H255V81H256ZM26 81H27V80H26ZM50 81H51V80H50ZM138 81H139V80H138ZM160 81H161V79H160ZM163 81H164V80H163ZM163 81H161V82H163ZM199 81H200V80H199ZM199 81H198V82H199ZM217 81H218V80H217ZM233 81H234V80H233ZM233 81H232V83H234ZM68 82H69V81H68ZM108 82H110V81H107V82H106V81H100V82H97V84H94V85L96 86V89L100 91V93H103V94H101V96L103 95V96L105 97V96L108 95L107 97H108L109 100H110V99H112V97H111V96L109 97V94H108V92H109L110 90L107 91V88H109V83H108ZM148 82H149L150 85L152 84L150 81H148ZM155 82H156V80H155ZM155 82H154V83H155ZM168 82H169V81H168ZM173 82H174V81H173ZM175 82H176V81H175ZM179 82H180V81H178V83H179ZM201 82H203V81H201ZM227 82H228V81H227ZM229 82H230V81H229ZM237 82H238V81H237ZM237 82H236V83H237ZM29 83H30V82H29ZM58 83H59V82H58ZM61 83H62V82H61ZM61 83H60V84H61ZM65 83H66V81H65ZM79 83L81 84V81H78V84H77V82H75L73 85L76 84L75 86H76V88H77V86H79ZM146 83H147V82H146ZM166 83H167V81H166ZM170 83H172V82H170ZM181 83H184V82H181ZM181 83H180V84H181ZM206 83H207V82H205V85H207ZM215 83H216V79H215ZM215 83H214V85H215ZM217 83H218V82H217ZM220 83L223 84V81L220 82ZM238 83H239V82H238ZM253 83H255V82H253ZM256 83H257V82H256ZM19 84H21V83H19ZM19 84H18V85H19ZM55 84H56V83H55ZM121 84H122V83H121ZM136 84H137V83H136ZM144 84H145V83H144ZM147 84H148V83H147ZM149 84H148V85H149ZM158 84H159V83H157V85H158ZM162 84H164V83H161V86H162ZM172 84H173V83H172ZM184 84H185V83H184ZM184 84H183V86H185V87H184L183 90H181L180 95H184L186 92L189 91V87L186 86V85H184ZM192 84H193V83H192ZM242 84H243V83H242ZM242 84H241V85H242ZM247 84L249 85V91L247 90V93H249V92H251V91L253 90V89L250 90V89H251V88H250V84H251V83H250L249 79H248ZM21 85H22V84H21ZM51 85H53V84H51ZM57 85H58V84H57ZM62 85H63V84H62ZM81 85H82V84H81ZM81 85L79 86L80 89H81ZM138 85H139V84H138ZM138 85H137V86H138ZM150 85H149V88H147V86H146V84H145V86H146L147 89H150ZM155 85H156V84H154V86H155ZM168 85H170V84L168 83ZM195 85H197V84L195 83ZM195 85H194V86H195ZM201 85H202V83H201ZM212 85H213V83H212ZM217 85H218V84H216V86H217ZM225 85H226V83H225ZM254 85H255V88H256V84H254ZM254 85L251 84L252 87H253ZM3 86H4V85H3ZM83 86H84V85H83ZM140 86H141V85H140ZM142 86H144V85L142 84ZM151 86H152V85H151ZM174 86H175V85H174ZM181 86H182V85H181ZM207 86H208V85H207ZM223 86H224V85H223ZM246 86H247V85H246ZM0 87H1V84H0ZM43 87H44V86H43ZM49 87H50V86H49ZM198 87H199V86H198ZM208 87H209V86H208ZM210 87H211V86H210ZM210 87H209V88H210ZM257 87H258V86H257ZM53 88H54V87H53ZM74 88H75V87H74ZM74 88H72L73 91H72V89H71V91L73 92L71 95H73V96H79V95H78V93H79V92H78V88H77V89H74ZM114 88H115V87H114ZM129 88H130V87H129ZM134 88H135V87H134ZM136 88H137V87H136ZM163 89H164V86H163ZM168 89H169V88H168ZM190 89H191V88H190ZM192 89H195V88H192ZM212 89H213V88H211V90H212ZM247 89H248V88H247ZM0 90H1V89H0ZM6 90H7V88H6ZM34 90H35V89H34ZM139 90H140V89H139ZM144 90H146V89H143V91H141V90H140V91H141V92H145ZM166 90H167V89H166ZM215 90H216V89H215ZM221 90H222V89H221ZM48 91H49V90H48ZM80 91H81V90H80ZM85 91H88V90H85ZM94 91H95V90H94ZM104 91L107 92V95H104V94L106 93V92L104 93ZM137 91H138V90H137ZM140 91H139V92H140ZM0 92H2V91H0ZM66 92H67V91H66ZM69 92H70V91H69ZM69 92H68L67 94H69ZM81 92H82V91H81ZM89 92H90V91H89ZM124 92H125V91H124ZM127 92H128V91H127ZM131 92H132V90H131ZM139 92H136L135 94H137V93H139ZM189 92L191 93V91H189ZM195 92H198V91H195ZM201 92H202V91H201ZM252 92H253V91H252ZM252 92H251V93H252ZM254 92H255V91H254ZM254 92H253V93H254ZM7 93H8V91H7ZM7 93H6V95H7ZM45 93H46V92H45ZM92 93H94V92L92 91ZM100 93H99V94H100ZM109 93H110V95H111L112 92H109ZM128 93H130V91H129ZM128 93H127V94H128ZM259 93H260V92H259ZM82 94H84V92H83ZM86 94H87V93H86ZM86 94H85V95H86ZM94 94H95V95H94ZM94 94H93V95L96 96L98 93H97V94L94 93ZM127 94H126V93H125V94L123 93V97H124V95H127ZM133 94H134V93H133ZM140 94H141V93H140ZM146 94H147V93H146ZM153 94H154V93H153ZM166 94H167V93H166ZM202 94H203V93H202ZM234 94H235V93H234ZM256 94H257V93H256ZM3 95H5V94H3ZM20 95H21V94H20ZM20 95H19V97H20ZM22 95H23V94H22ZM24 95H27V94L24 93ZM118 95H119V94H118ZM118 95H117V97H118ZM130 95H131V94H130ZM130 95L128 96V98L125 99V98L121 97V96H122V94H121L120 97L123 98V100L121 99L122 105H123V103H124V102H123L124 99H125V101L128 100L129 97H131ZM144 95H145V94H144ZM194 95H195L196 97H199V96H197V94H195V93H194ZM242 95H243V94H242ZM8 96H10V95H8ZM80 96H81V94H80ZM83 96H84V95H83ZM94 96H93V97H94ZM98 96H100V95H98ZM103 96H102V97H103ZM113 96H114V94H113ZM132 96H133V95H132ZM231 96H232V95H231ZM19 97H18V100H19ZM22 97H23V96H22ZM54 97H55V96H54ZM54 97H53V98H54ZM70 97H71V96H70ZM87 97H88V96H87ZM133 97H134V96H133ZM133 97L131 98L133 101L130 99V100H131V101H130V106L127 104V105L129 106V108L131 107L130 110L133 109V108L135 107L134 105H133L134 107H132V104H133V103H131V102H134V101H135ZM136 97L138 98L139 95H137ZM143 97H145V96H143ZM205 97H206V95H205ZM262 97H263V96H262ZM20 98H21V97H20ZM24 98H25V97H24ZM53 98H52V100H54ZM67 98H68V97H67ZM79 98H80V97H79ZM90 98H91V97H90ZM90 98H88V99H90ZM108 98H107V99H108ZM164 98H166V97L164 96ZM258 98H259V97H258ZM3 99H4V98H3ZM10 99H11V98H10ZM21 99H22V98H21ZM50 99H51V98H50ZM83 99H84V98H83ZM83 99H78V100H81L80 102H82ZM94 99H95V98H94ZM100 99H101V97H100L99 99H96L95 101L98 102V100H99V101L103 100V98H102L101 100H100ZM107 99L105 98V100H107ZM116 99H117V98H116ZM119 99H120V98H119ZM119 99H117V100H119ZM138 99H139V98H138ZM138 99H137V100H138ZM169 99H170V98H169ZM193 99H195V98H193ZM16 100H17V98H16ZM16 100L13 101V103H12L13 105H14V103L16 102ZM61 100H65V99H61ZM67 100L69 101L70 99H67ZM67 100H66V103L68 102ZM86 100H87V99H86ZM105 100H103V101H105ZM114 100H115V99H114ZM114 100H113V101H114ZM139 100H141V99H139ZM150 100H151V99H150ZM150 100H149V101H150ZM166 100H168V99H166ZM166 100H165V101H166ZM1 101H3V100H1ZM1 101H0V102H1ZM50 101H51V100H50ZM58 101H59V100H58ZM70 101H71V100H70ZM74 101H75V100H74ZM103 101H101V104H102V105L105 104ZM110 101H111V100H110ZM119 101H120V100H119ZM147 101H148V100H147ZM17 102H18V101H17ZM19 102H20V101H19ZM60 102H61V101H60ZM75 102H76V101H75ZM75 102H74V103H75ZM77 102H78V101H77ZM77 102H76V103H77ZM83 102H84V101H83ZM97 102H95V103H97ZM115 102H116V101H115ZM121 102H120V103H121ZM138 102H139V101H138ZM142 102H144V101H142ZM150 102H151V101H150ZM154 102H155V101H154ZM174 102L176 103V100H175ZM3 103H5V102L3 101ZM72 103H73V101H72ZM89 103H91V102H89ZM92 103H93V102H92ZM99 103H100V102H98V104H99ZM109 103H111V102H109V101L106 102L107 105H108ZM118 103H119V102H118ZM118 103H116V104H118ZM120 103H119V104H120ZM146 103H148V102H146ZM165 103H166V102H165ZM222 103H223V102H222ZM262 103H263V102H262ZM12 104H11V105H12ZM87 104H88V103H87ZM106 104H105V105H106ZM119 104H118V106H119ZM134 104H135V102H134ZM136 104H137V105H136V106H137V109L139 108V110L142 111V110L140 109L141 104L139 103V104H140V107H139L138 103H136ZM156 104H159V103H156ZM163 104H164V102H163ZM163 104H162V106H163ZM166 104H169V103H166ZM13 105H12V106H13ZM16 105H17V103H16ZM107 105H106V106H107ZM112 105H114V102L112 103ZM112 105H111V106L108 105V107L112 108V107H113ZM120 105H121V104H120ZM122 105H121V106H122ZM124 105H125L126 107H128L126 104H124ZM124 105H123V106H124ZM142 105H143L142 107H144V104H143V103H142ZM170 105H171V104H170ZM18 106H19V105H18ZM103 106H104V105H103ZM118 106H117V107H118ZM149 106H150V105H149ZM149 106H147V105L145 104V107H146V108L149 107ZM154 106H155V103H154ZM157 106H158V105H157ZM167 106H168V105H167ZM255 106H256V105H255ZM84 107H85V106H84ZM86 107H87V106H86ZM91 107H92V106H91ZM108 107H106V108L104 109L106 112L102 109V110L104 111V114L107 113L106 115H108V112H109V111H107V110L110 109V108H108ZM114 107H115V109L117 110L116 106H114ZM114 107H113V108H114ZM159 107H160V109H161V105H160ZM159 107H157V108H158V109H157V112H158L157 114L160 115V112H161V111L159 112ZM182 107H183V106H182ZM252 107H253V106H252ZM98 108H99V107H98ZM98 108H97V110H99V113H97L98 115L95 113V115H97V117H98L96 121H97V125H101L100 123H98V119L101 117V120H102V119H103L102 116H103L104 114L102 113V111H100L101 109H98ZM101 108H102V106H101ZM107 108H108V109H107ZM118 108H119V107H118ZM121 108H122V111L119 110L120 113H121V112H127L125 107H121ZM123 108H125V109L123 110ZM129 108H127V110H128ZM150 108H151V107H150ZM165 108H167V107H165ZM165 108H162V109L164 110ZM213 108H214V107H213ZM85 109H86V108H85ZM119 109H120V108H119ZM142 109H143V108H142ZM144 109H145V108H144ZM162 109H161V110H162ZM171 109H172V108H171ZM175 109H177V108L174 107L172 110H175ZM178 109H181V108L178 107ZM178 109H177V112H178ZM8 110H9V109H8ZM113 110H114V109H111V111H113ZM134 110H135V109H134ZM134 110H133V111H134ZM148 110H149V109H148ZM155 110H156V109H154V111H153V110L151 111V109H150V111L152 112L153 115L151 114L150 111L143 110V111L145 112L144 115H147L148 112H150V114H149L150 116H149V117H152V118H153V116H154V113H153V112H156ZM181 110H182V109H181ZM185 110H186V109H184V111L182 110V112H187V111H185ZM236 110H237V109H236ZM256 110H257V109H256ZM140 111H139V112H140ZM168 111H170V109H169ZM189 111H190V110H189ZM194 111H195V110H194ZM196 111H197V109H196ZM97 112H98V111H97ZM100 112H101L103 115L100 114ZM113 112H114V111H113ZM113 112L111 113V115H108V116H109V119H108L109 121H111V120L113 121V119H112L111 117H113V118H114L115 116H116V117H117V116L120 117V116L122 115V114H120L119 112H118V113L115 112V113L118 114V115H115ZM134 112H138V111L135 110ZM139 112H138V115L141 114V113L139 114ZM144 112H142V114H143ZM146 112H147V113H146ZM162 112H163V111H162ZM170 112H171V111H170ZM170 112H169V113H170ZM172 112H173V111H172ZM175 112H176V111H175ZM175 112H174V113H175ZM182 112H180V113L182 114ZM191 112H193V110H192ZM239 112H240V111H239ZM89 113H90V112H89ZM167 113H168V112H167ZM178 113H179V112H178ZM178 113H177V115H178ZM180 113H179V114H180ZM189 113H190V112H189ZM196 113H197V112H196ZM84 114H85V113H83V116L86 117V118H87V116H89V114H88L87 116H85V115L87 114V111H86V114H85V115H84ZM91 114H92V113H91ZM91 114H90V115H91ZM109 114H110V112H109ZM119 114H120V115H119ZM125 114H127V113H125ZM155 114H156V113H155ZM170 114H171V113H170ZM170 114H169V115H170ZM184 114H185V113H184ZM184 114H183V115H184ZM231 114H232V113H231ZM99 115H100V117H99ZM106 115H104V116H106ZM129 115H130V117H132L131 114H128V116H129ZM136 115H137V114H136ZM136 115H133V116H136ZM138 115H137V116H138ZM144 115H143V117H145ZM151 115H152V116H151ZM159 115H158V116H159ZM166 115H167V114H166ZM169 115H168V117H174V116L176 115V113H175L174 116H172V114H171V116H169ZM177 115H176V117H177ZM187 115H188V114H187ZM77 116H78V115H77ZM77 116H76V117H77ZM93 116H94V115H92L91 117L94 119ZM123 116H124V115H123ZM123 116H121V117H123ZM125 116H126V115H125ZM156 116H157V115H155L154 117H156ZM158 116H157V118H158ZM184 116H185V115H184ZM53 117H54V116H53ZM55 117H56V116H55ZM79 117H82V115H80ZM79 117H78V118H79ZM84 117L79 118V119L76 118V119H77V120H80V122H83V121H85V120L88 121L89 118H91V117H89L88 119H86V118H84ZM143 117H142V119L145 120ZM147 117H148V115H147ZM147 117H146V118H147ZM176 117H174V118L176 119ZM48 118H49V119H52L51 116L48 117ZM72 118H73V117H72ZM124 118H127V116L124 117ZM133 118L136 119L137 117H136V118H135V117H132V119H133ZM139 118L141 119V115H140V116L138 117V119H136V120H140ZM177 118H178V117H177ZM180 118H181V116H180ZM53 119H54V118H53ZM76 119H75L74 121H76ZM93 119L89 120L88 123L91 121V123H94V125H91V126H90L88 123H86L87 126H85V127H88V128H89V131H90V132H89L88 129L86 128L87 131H88V133H87V134H88V137H89L90 135H92V134H90V133L94 132V135H95V136H94V135L91 136V138H93L92 140H90L91 138H88V137H87V138H88V141H85V140H87V138L85 137V136L87 135V134H86L87 131H86L85 134H84V132H83L82 130H84V128H83L84 126H83V125H86V124L78 125V127L81 126V128H78L79 131H80V132H83V134H81V133H79V134H81V135H85V136H83L85 140H84L83 137H81L78 133L75 135L76 137H77V135L80 136L79 138H82V139L84 140L83 142H77L78 139L76 140V139H75L76 137L73 138V139H75L74 142H77L76 144H74V142H73V143H72V142H69V140H72L71 138L74 136V135H72V134L78 132V130H77V131H74V130H76V129H74V128H71V129H74V130H70V126H69V128H66V127H64V128H60V127H58V128L52 129L53 131L46 132V133H45V134L39 139V143H40V146H39V147L42 146L41 144H43V145L53 144V145H52L53 149H55V148L57 147L58 150H57V152H56L55 162H53V163H54V166H56V167H58V166H59V167H62V166L73 165L74 168H75V171H76V172L74 173V174H75L74 178L77 177V174H78V177H79V175H83V171L86 170V169H91V170L93 169L94 171H96V173H97V171H98V172H102L103 176H105L104 173H103V171L96 170V169H98V168L101 169L100 167H102L103 165H100V167H99V166H97L99 163H97L95 166H91V167L88 166V164L95 163V162H98V161L102 160L103 157H104L105 159H108L109 157H111V155L109 154L110 152L108 153L106 150L109 149L108 147H110L109 150H111V148H112V147L110 146V145L112 144V141L109 142V140H108V135H106V136H107V137H106L105 134L103 133L102 129L100 128V127L103 128V124L99 127V129H98V128L96 129V127H95V123H96V121H92ZM95 119H96V118H95ZM110 119H111V120H110ZM114 119H115V118H114ZM121 119H123V118H121ZM134 119H133V121H132L131 118H130L131 123L135 122ZM150 119H151V118H150ZM153 119H155V118H153ZM46 120H47V119H46ZM46 120H44V122H46V123H45L46 125L48 124L47 126H49V124H50V126H51V123H55V119H54V121L52 120L53 122L50 121V120H49V121H48V120L46 121ZM81 120H83V121H81ZM101 120L99 119V121H101ZM108 120H107V123H108ZM74 121H73V122H74ZM87 121H85V122H87ZM146 121H148V118L146 119ZM151 121H152V120H151ZM161 121H163V120L161 119ZM164 121H165V119H164ZM168 121H170V120H168ZM168 121H167V122H168ZM261 121H263V120L261 119ZM261 121H260V122H261ZM47 122H48V123H47ZM140 122H141V121H140ZM143 122H144V121H143ZM154 122H159V120H158V121L155 120V121H153V123H154ZM165 122H166V121H165ZM174 122H175V121H174ZM263 122H264V121H263ZM83 123H84V122H83ZM148 123H149V122H148ZM153 123H152V124H153ZM184 123H185V122H184ZM257 123H259V121H257ZM257 123H256V124H257ZM45 124H44V125H45ZM73 124H75V123H73ZM136 124H137V123H135V125H136ZM142 124H143V123H142ZM158 124L161 125L162 123H158ZM259 124H263V123H259ZM259 124H258V125H259ZM97 125H96V126H97ZM130 125H131V124H130ZM139 125H140V124H139ZM139 125H138V126H139ZM149 125H150V124H149ZM155 125H157V124H155ZM163 125H165L164 122H163ZM167 125H169V123H168ZM258 125H255V126H253V127H257ZM4 126H5V125H4ZM47 126H46V127H47ZM65 126H66V125H65ZM76 126H77V125H76ZM76 126H74V127L77 128ZM140 126H142V125H140ZM147 126H148V125H147ZM151 126H152V125H151ZM158 126H159V125H158ZM158 126H157V127H158ZM67 127H68V126H67ZM71 127H73V126H71ZM115 127H116V125H115ZM132 127H133V126H132ZM135 127H137V126H135ZM135 127H134V128H135ZM152 127H155V126L153 125ZM152 127H150V130H151V131H152V129H153ZM162 127H163V126H161V128H162ZM253 127H252V128H253ZM2 128H3V127H2ZM4 128H5V127H4ZM39 128H40V127H39ZM113 128H114V127H111V129H113ZM139 128H140V127H139ZM146 128H147V127H146ZM146 128L143 129V132L145 131L146 133H149V131H147ZM151 128H152V129H151ZM41 129H42V128H41ZM41 129H40V130H41ZM56 129H57V130H56ZM100 129H101V130H100ZM128 129H129V128H128ZM131 129H132V128L130 127V130H131ZM155 129H156V127H155ZM191 129H192V128H191ZM249 129L251 130V127H250ZM249 129H247V130H249ZM254 129H255V128H254ZM259 129L261 130V128H259ZM7 130H8V129H7ZM38 130H39V129H38ZM130 130L127 131V133H128V132L131 133ZM136 130H139V129L137 128V129H135V131H136ZM148 130H149V129H148ZM153 130H154V129H153ZM175 130H176V129H175ZM187 130H188V129H187ZM247 130H245V132H246ZM252 130H253V129H252ZM257 130H258V129H257ZM32 131H34V130H32ZM72 131H74V132H72ZM243 131H244V130H243ZM243 131H242V132H243ZM70 132H71L72 134H71ZM113 132H114V131H113ZM113 132H112V134H114ZM115 132H116V131H115ZM133 132H134V131H133ZM136 132H137V131H136ZM136 132H135V133H136ZM139 132H140V131H139ZM141 132H142V129H141ZM145 132H144V133H145ZM152 132H154V131H152ZM155 132H156V130H155ZM160 132H161V131H160ZM251 132H252V131H251ZM116 133H117V132H116ZM243 133H244V132H243ZM255 133H256V131L254 130V131L252 132V134H255ZM89 134H90V135H89ZM132 134H133V133H132ZM137 134H138V133H137ZM139 134L141 135V133H139ZM149 134H150V136H151V133H149ZM155 134H156L155 137L160 135L159 133H155ZM158 134H159V135H158ZM238 134H241V133H238ZM125 135H126V134H124L123 136H125ZM236 135H237V134H236ZM236 135H235V137H237ZM126 136H127V135H126ZM126 136H125V139H128V137L126 138ZM134 136H135V135L133 134L132 137H134ZM137 136H139V135H137ZM142 136H144V135L142 134ZM142 136H141V137H142ZM145 136L148 137V134H146ZM153 136H154V135H153ZM238 136H239V135H238ZM104 137H105V139L107 138L106 140H108V141H105ZM117 137H119V134H117ZM117 137H116V135H115L114 142H119V141L121 140V141H123V143H124V140H122V139H124V138H122V135H120L121 139H120V137L118 138L119 141H118V140L115 141V140L117 139ZM129 137H131L130 134H129ZM151 137H152V136H151ZM213 137H214V135H213ZM235 137H234V139H235ZM261 137H262V136H261ZM8 138H9V137H8ZM110 138H112V137H110ZM142 138H143V137H142ZM184 138H185V137H184ZM231 138H232V137H231ZM237 138H238V137H237ZM2 139H3V138H2ZM82 139H81V140H82ZM100 139H101V140L103 139L105 143L102 142V141H100V142H102L104 145H103L102 143H101L102 145H101V144H100V145L98 144V146H100V147H102V148H101V151H97V152H96V151H95V147H96L95 145L97 144L96 142H98V140H100ZM143 139H145V138H143ZM153 139H155V138H153ZM234 139H231V140H234ZM244 139H245V138H244ZM259 139H260V137H259ZM259 139H258V140H259ZM261 139H262V138H261ZM7 140H8V139H7ZM10 140H11V139H10ZM112 140H113V139H112ZM129 140L131 141V138L127 140L128 143L130 144ZM139 140H140V139H139ZM250 140H251V139H250ZM258 140L256 139V141H258ZM5 141H6V140H5ZM66 141H68L70 144H69L68 147L66 146V148H63V149H62L61 147H63L66 143H68V142H66ZM79 141H80V140H79ZM226 141H227V140H226ZM253 141H254L255 143H257L255 140H253ZM253 141L251 140V142H250L249 144H252ZM260 141H261V140H260ZM262 141H263V139H262ZM262 141H261V142H262ZM0 142H2V141H0ZM61 142H62L64 145H62ZM65 142H66V143H65ZM100 142H99V143H100ZM114 142H113V143H114ZM142 142H144V141H142ZM230 142H231V141H230ZM254 142H253V143H254ZM258 142H259V141H258ZM2 143H4V141H3ZM54 143H55V144H54ZM58 143L60 144L59 146H61V147L58 146ZM120 143H122V142H120ZM120 143H119V144H120ZM123 143H122V145H123L124 147H126ZM144 143H145V142H144ZM245 143H247V142H245ZM245 143H244V146H245ZM9 144H10V143H9ZM115 144L117 145V143H114V145H113V144H112V145L115 147V146H116ZM147 144H149V143H147ZM223 144H224V143H223ZM223 144H222V145H223ZM225 144H226V143H225ZM232 144H233V143H232ZM260 144H261V143H260ZM263 144H264V143H263ZM55 145H56V146H55ZM66 145H67V144H66ZM132 145H133V144L131 143L130 146H132ZM134 145H135V147H136V144H134ZM134 145H133V146H134ZM138 145H139V144H138ZM159 145H160V144H159ZM220 145H221V144H219V146H220ZM242 145H243V143H242ZM242 145H241V146H242ZM257 145H259V144H257ZM7 146H8V145H7ZM120 146H121V144L119 145V147H120ZM127 146H128V145H127ZM133 146H132V148H133ZM141 146H142V143H141ZM141 146H140V147H141ZM151 146H152V145H151ZM233 146H234V145H233ZM241 146H240V147H241ZM12 147H13V146H12ZM12 147L10 146V148L8 147V149L11 150ZM26 147H27V146L24 145V147L21 148V150H22V149H23V151L28 150V153L30 152V154H31V151H29V148L26 149ZM42 147H44V146H42ZM46 147H47V146H46ZM119 147H118V148H119ZM124 147H123V149H124ZM149 147H150V146H149ZM216 147H217V146H216ZM216 147H215V148H216ZM229 147H230V146H229ZM229 147H228V148H229ZM242 147H243V146H242ZM242 147H241V148H242ZM246 147H247V146H246ZM253 147H255V146H253ZM257 147H258V146H257ZM257 147H255V149H256ZM3 148H4V146H3ZM16 148H17V146H16ZM19 148H20V147H19ZM33 148H34V147H33ZM97 148H98V147H97ZM130 148H131V147H130ZM130 148H129V150H130ZM132 148H131V149H132ZM137 148H139V146H138ZM150 148H153V149H154L155 147L152 146V147H150ZM224 148H225V147H224ZM231 148H233V147H231ZM238 148H239V147H237V149H238ZM248 148H249V146H248ZM250 148H251V146H250ZM6 149H7V148H6ZM13 149H15V148L13 147ZM13 149H12V152L14 151ZM44 149H45V148H44ZM157 149H158V148H157ZM225 149H226V148H225ZM225 149H223V151H224ZM116 150H117V146L115 147V150H114V151H116ZM137 150H139V149H137ZM144 150H145V149H144ZM148 150H149V149H148ZM218 150H219V149H218ZM234 150H235V149H234ZM130 151L132 152V150H130ZM135 151H136V150H135ZM241 151H242V149H241ZM0 152H1V151H0ZM6 152H7V151H6ZM6 152H5V153H6ZM25 152H26V151H25ZM25 152H23L24 155H25ZM127 152L129 153V151H127ZM137 152H138V151H137ZM137 152H136V153H137ZM139 152L141 153V151H139ZM142 152L144 153V151H142ZM145 152H146V151H145ZM148 152H150V151H148ZM152 152H153V151H152ZM208 152H214V153H216V150H215V151H214V150H211V151H208ZM217 152H218V151H217ZM236 152H237V151H236ZM249 152H250V151H249ZM254 152L256 153V151H254ZM1 153H2V152H1ZM21 153H22L21 151H20V153H19V150H18V149H15V151L13 152L14 155H13V157L11 156L12 158H10V160H11V159L14 160L15 157H18V156L22 155ZM150 153H151V152H150ZM205 153H206V152H205ZM232 153H233V152H232ZM234 153H235V152H234ZM243 153H244V152H243ZM255 153H254V154H255ZM2 154H3V153H2ZM2 154L0 155V160L2 159L1 161L3 162V160H4L6 157H1ZM131 154H132V153H131ZM131 154H130V155H131ZM133 154H134V152H133ZM137 154H139V153H137ZM137 154H135V155H137ZM198 154H199V153H198ZM200 154H202V153H200ZM200 154L197 155V157H198V156L200 157V156H201ZM203 154H204V153H203ZM203 154H202V155H203ZM206 154H207V153H206ZM244 154H245V153H244ZM28 155H29V154H27V156H28ZM126 155H129V154H126ZM147 155H148V154H147ZM248 155H249V153H248ZM153 156H154V155H153ZM249 156H250V155H249ZM150 157H151V156H150ZM247 157H248V156H247ZM28 158H29V157H28ZM141 158H142V157H141ZM17 159H19V157H18ZM192 159H193V158H192ZM247 159H248V158H247ZM247 159H246V160H247ZM148 160H149V159H148ZM148 160H147V161H148ZM186 160H187V161H190L191 158H190L189 160H188V159H186ZM246 160H245V161H246ZM248 160H249V159H248ZM1 161H0V164H1V167H2L4 164H2ZM37 161H38V160H37ZM142 161H143V160H142ZM187 161H186V162H187ZM237 161H238V160H237ZM15 162H16V163H15ZM34 162H35V160H34ZM143 162H144V161H143ZM143 162H141V163H143ZM152 162H154V161H152ZM181 162H182V161H181ZM186 162H184V163H186ZM242 162H243V161H242ZM242 162H241V163H242ZM12 163H13V165H11L12 168H15L14 165H15V166H19L22 162H21V163L19 162L20 164L18 165L17 161H13V162H12V160H11V164H12ZM14 163H15V164H14ZM37 163H39V162H37ZM139 163H140V162H139ZM149 163H150V162H149ZM187 163H188V162H187ZM263 163H264V162H261V164H263ZM113 164H114V163H113ZM113 164H111V165H113ZM131 164H132V163H131ZM143 164H145V163H143ZM254 164H255V163H254ZM60 165H62V166H60ZM111 165L108 164V166H109L110 168L112 167ZM115 165H116V164H115ZM117 165H119V164H117ZM137 165H138V164H137ZM239 165H240V164H239ZM258 165H259V164H258ZM11 166H10V167H11ZM108 166H104V167H108ZM131 166H132V165H131ZM146 166H148L147 163H146ZM152 166H153V164H152ZM155 166H156V165H155ZM253 166H255V165H253ZM261 166H262V165H261ZM7 167H8V166H7ZM7 167H6V169H5L4 166L2 167V170H0V175H2V172L6 173V172L8 171ZM10 167H8V168L11 170L12 168H10ZM29 167H30V166H29ZM37 167H38V166H37ZM113 167H114V166H113ZM116 167H117V166H116ZM126 167H127V166H126ZM135 167H137V166H134V167H132L131 169H138V168H135ZM138 167H140V164H139ZM16 168H17V167H16ZM27 168H28V167H27ZM39 168H40V166H39ZM110 168H109V170H110ZM141 168L144 169V167H140V169H141ZM148 168H149V167H148ZM249 168H250V167H248V169H249ZM252 168H254V167L251 166V169H252ZM256 168H258V167H256ZM256 168H255L254 171L257 172V170L259 171L262 167H261V168L259 167L260 169H257V170H256ZM0 169H1V168H0ZM25 169H26V168H25ZM35 169L37 170V168H35ZM118 169H119V168H118ZM129 169H130V167H129ZM129 169H128V171H129ZM244 169H245V168H243L242 171H243ZM6 170H7V171H6ZM22 170H23V169H22ZM112 170H113V169L111 168L110 171L112 172ZM114 170H115V169H114ZM120 170L122 171V169H120ZM239 170H241V169H239ZM262 170H263V169H262ZM262 170H260V171H261L260 173L264 172V171H262ZM5 171H6V172H5ZM19 171H20V170H19ZM31 171H32V169H31ZM94 171H93V173H94ZM117 171H118V170H117ZM130 171H131V170H130ZM133 171H134V170H133ZM220 171H224V170L221 169ZM236 171H237V170H236ZM250 171H251V170H250ZM254 171H253V173H254ZM34 172H35V170L33 171V173H34ZM85 172H86V171H84V173H85ZM136 172H137V171H136ZM225 172H226V171H224V174L228 173V172H226V173H225ZM232 172H233V171H232ZM238 172H239V171H238ZM16 173H17V172H16ZM36 173H37V172H36ZM63 173H64V172H63ZM71 173H72V172H71ZM96 173H95V177H93V179L91 180V182H92L91 185H90L89 183L85 182V180H84V183H83V182H82V183L80 182V183H79L80 185L78 184L79 187L82 186V189H83V190H86V198H85V199H87L88 201H92V200H96V199L102 198V197H104V194H105V193H104V190L101 189V188L98 186V183H97V181H98V177H99V181L102 179V174H100L101 176H99L98 174H97L98 176H96ZM112 173H114V172H112ZM125 173H126V172H125ZM138 173H139V172H138ZM253 173L250 172L249 174L252 175ZM13 174H15V173H13ZM18 174H20V177H21L22 175H24V174L21 173V172H19ZM18 174H16L15 177H14L16 180H17L16 176H17ZM21 174H22V175H21ZM28 174H30V173H28ZM68 174H69V172H68ZM114 174H115V173H114ZM116 174H117V173H116ZM121 174H122V173H121ZM220 174H221V173H220ZM220 174H218V176H219ZM222 174H223V173H222ZM255 174H256V173H255ZM263 174H264V173H263ZM59 175H60V174H59ZM62 175H66V173H64V174H62ZM71 175H73V174H69V176H71ZM84 175H85V174H84ZM118 175H120V174H118ZM135 175H137V173H135ZM141 175H142V174H141ZM246 175H247V174H246ZM246 175H244V176H246ZM251 175L249 176L250 178H251ZM8 176H9V175H8ZM18 176H19V175H18ZM18 176H17V177H18ZM30 176H31V175H30ZM49 176H50V175H49ZM60 176H61V175H60ZM66 176H67V175H66ZM66 176H65V177L62 176V177L66 178ZM69 176H68L67 178H69ZM138 176H140V174H138ZM142 176H144V175H142ZM158 176H159V174H158ZM164 176H165V175H164ZM216 176H217V175H216ZM222 176H223V175H222ZM222 176L220 175V177H222ZM227 176H228V175H227ZM230 176H231V175H230ZM10 177H11V176H10ZM20 177H19V178H20ZM22 177H23V176H22ZM34 177H35V176H34ZM71 177H72V176H71ZM78 177H77V178H78ZM82 177H83V176H82ZM100 177H101V178H100ZM185 177H186V176H185ZM224 177H225V176H224ZM246 177H248V176H246ZM249 177H248V178H249ZM253 177H254V176H253ZM257 177H258V176H257ZM14 178H13V179H14ZM30 178H31V177H30ZM30 178L28 177V179H30ZM60 178H61V177H60ZM60 178H59V179H60ZM67 178H66V179H67ZM74 178H73V179H74ZM79 178H80V177H79ZM160 178H161V177H160ZM250 178H249V180H251ZM13 179H12V180H13ZM15 179H14V181H15ZM23 179H24V177H23ZM35 179H37V178L35 177ZM53 179H55V177H54ZM59 179H57V180H59ZM103 179H104V177H103ZM105 179H107V178H105ZM105 179H104V180H105ZM146 179H147V178H146ZM176 179H177V178H176ZM223 179H224V178H223ZM241 179L243 180V177H242ZM254 179H255V178H254ZM259 179H260V178H259ZM3 180H4V179H3ZM3 180H2V181H3ZM6 180H7V179H6ZM26 180H27V179H26ZM68 180H69V179H68ZM68 180H67V181H68ZM75 180H76V179H74V181H75ZM79 180L81 181L82 178H80ZM198 180H199V179H198ZM200 180H201V178H200ZM211 180H212V178H211ZM211 180H210V181L208 180V181L211 182ZM213 180H215V179H213ZM236 180L239 181L240 179H239V180L236 179ZM246 180H247V179H246ZM246 180H245V181H246ZM252 180H253V179H252ZM261 180H262V179H261ZM2 181H1V182H2ZM18 181H19V179H18ZM18 181H17V182H18ZM64 181H65V180H64ZM71 181H73V180L71 179ZM161 181H162V180H161ZM237 181L235 182L236 184H237ZM8 182H10V181H8ZM20 182H21V181H20ZM22 182H23V181H22ZM35 182H36V181H35ZM143 182H144V181H143ZM170 182H171V181H170ZM189 182H190V181H189ZM198 182H199V181H198ZM212 182H215V181H212ZM240 182H242V181H240ZM240 182H239L237 185H234V184H233L234 186L232 185L233 189H231V190H234L235 186H239V184H240V185H243L244 187H245V185H247V184H245V185L243 184V183H246V182H243V183H240ZM248 182H249V181H248ZM250 182H251V181H250ZM252 182H253V181H252ZM252 182H251V183H252ZM13 183H14L13 185H17V183H16V184H15V182H13ZM23 183H24V182H23ZM32 183H33V182H32ZM66 183H67V182H66ZM172 183H174V182H172ZM217 183L219 184V182H217ZM254 183H255V182H254ZM256 183H257V181H256ZM28 184H29V183H28ZM139 184H140V182H139ZM141 184L143 185L144 183H141ZM162 184H164V182H163ZM168 184H169V183H168ZM182 184H183V183H182ZM203 184H204V183H203ZM207 184H210V185H211V183H205V186H206ZM22 185H23V187H25L24 184H21V186H22ZM36 185H37V184H36ZM144 185H146V183H145ZM160 185H161V184H160ZM165 185H166V184H165ZM170 185H171V184H170ZM170 185H169V186H170ZM210 185H208V186L210 187ZM248 185H249V184H248ZM19 186H20V185H19ZM62 186H63V185H62ZM69 186H70V185H69ZM161 186H162V185H161ZM161 186H159V188H160ZM163 186H164V185H163ZM166 186H167V185H166ZM166 186H165V187H166ZM172 186H174V185H172ZM172 186H170V188H171ZM205 186H204V187H205ZM214 186H215V188L218 187V185H217V187H216L215 184H214ZM214 186H212V187L214 188ZM243 186H241L240 188H242ZM252 186H253V185H252ZM255 186H256V184H255ZM263 186H264V185H263ZM16 187H17V186H16ZM26 187H27V186H26ZM53 187H54V186H53ZM209 187H207V189H208ZM222 187L225 188L224 186H222ZM232 187L230 186V188H232ZM249 187L252 188L251 186H249ZM260 187H261V185H260ZM260 187H259V188H260ZM56 188H58V187H56ZM56 188H55V189H56ZM166 188H167V187H166ZM170 188H169V189H170ZM199 188H200V187H199ZM201 188H202V189H205V188H203L202 186H201ZM201 188H200V189H201ZM213 188H212V189H213ZM230 188H229V189H230ZM247 188H248V187H247ZM247 188H246V189H247ZM68 189H69V188H68ZM192 189H193V188H192ZM202 189H201L200 191H202ZM207 189H206V190H207ZM238 189H239V187H238ZM238 189H237V190H238ZM246 189H245V190H246ZM58 190H59V189H58ZM219 190H221V189H219ZM225 190H226V188H225ZM225 190H223V191L225 192ZM235 190H236V189H235ZM243 190H244V189H243ZM243 190H241V192H242ZM247 190H248V189H247ZM256 190L259 191L258 189H256ZM190 191H191V190H190ZM209 191H210V190H209ZM215 191H216V190H215ZM215 191H214V192H215ZM229 191H230V190H229ZM239 191H240V190H239ZM239 191H236V193L239 192ZM254 191H255V190H254ZM195 192H196V194H197L198 191L195 190ZM207 192H208V191H207ZM217 192H218V189H217ZM217 192H216V193H217ZM224 192H223V194H225ZM232 192H234V191H232ZM243 192H244V191H243ZM249 192H250V191L248 190V193H247L248 195H250ZM204 193H206V192H204ZM204 193H203V194H204ZM212 193H213V191H212ZM254 193H255V192H254ZM263 193H264V192H263ZM175 194H176V193H175ZM188 194H190V192H189ZM196 194H195V195H196ZM213 194L215 195V193H213ZM239 194H240V193H239ZM241 194H242V193H241ZM4 195H5V191H4V190H0V199H1ZM198 195H199V192H198ZM198 195H197V196H194V197H193V196H192V197H189V196L187 195V196H185V197H186V198L188 197V198H189V201H187V202H190V204H192L191 201H190V200H192V199H190V198H196V197L198 198V197H199V199L201 200V198H200L201 196H198ZM208 195H209V194H208ZM211 195H212V194H211ZM214 195H213V196H214ZM220 195H221V194H220ZM228 195H229V193H228ZM228 195H227V196H228ZM236 195H237V194H236ZM252 195H253V194H252ZM180 196L182 197V195H179V197H180ZM237 196H238V195H237ZM242 196L244 197L245 195L243 194ZM256 196H257V194H256ZM13 197L15 198V196H13ZM162 197H163V196H162ZM203 197H204V195L202 196V199H204ZM222 197H226V196H223V195H222ZM228 197H229V196H228ZM238 197H240L239 199L241 200V196H238ZM238 197L235 198V199L237 200ZM250 197H252V196H250ZM8 198H9V197H8ZM14 198H13V199H14ZM182 198H183V199H186V198H184V196H183ZM188 198H187V200H188ZM197 198H196V199H197ZM205 198H206V197H205ZM233 198H234V197H233ZM5 199H6V198H5ZM17 199H19V197H17ZM196 199H195V200H196ZM199 199L196 200L197 203L199 202V201H198ZM206 199H207V198H206ZM215 199H217V198H214V201H215ZM225 199H226V200H224L225 202L222 200V201H220V202H223V203L220 204V202H219V204H220V205H224V203L226 204V201H228L229 199H227V197H226ZM231 199H232V198H231ZM235 199H234V200H235ZM254 199L256 200V198H254ZM257 199H258V198H257ZM7 200H8V201H11V199H7ZM7 200H5V201H7ZM193 200H194V199H193ZM193 200H192V201H193ZM195 200H194V202H195L196 207H197V205H198L199 203L197 204ZM207 200H210V199L208 198ZM219 200H221V198H220ZM219 200H218V201H219ZM236 200H235V201H236ZM252 200H253V199H251V201H252ZM260 200H261V199H260ZM202 201H203V200H202ZM204 201H205V202H208V201H206V200H204ZM210 201H212V200H210ZM210 201H209V202H210ZM218 201H217V202H218ZM235 201H233V202H235ZM249 201H250V200H249ZM257 201H258V200H257ZM261 201H262V200H261ZM1 202H3V200H1ZM1 202H0V204H1ZM64 202H66V200H65ZM86 202H87V201H86ZM182 202H185V201H182ZM194 202H193V203H194ZM228 202L231 203L232 201H228ZM228 202H227V203H228ZM233 202H232V204H233ZM238 202L240 203V201H238ZM238 202H236V203H238ZM243 202H245V201H243ZM4 203H5V202H4ZM203 203H204V202H203ZM230 203H229V205H231ZM241 203H242V202H241ZM248 203H249V202H248ZM248 203L246 202V204H248ZM253 203H254V202H253ZM260 203H261V202H260ZM68 204H69V205H70V204L72 205L71 202L68 203ZM195 204H194V205H195ZM200 204H201V203H200ZM200 204H199V207H200ZM208 204L210 205L211 203H208ZM208 204H207V206H208ZM213 204H214V203H213ZM213 204H212V205H213ZM217 204H218V203H217ZM219 204L217 205V207H221ZM234 204H235V203H234ZM61 205H62V204H61ZM63 205H64V204H63ZM63 205H62V206H63ZM71 205L68 206V207H71ZM74 205H75V204H74ZM84 205H85V202H84ZM84 205L81 204V208H82V206H84ZM88 205H89V204H88ZM96 205H97V203H96ZM161 205H162V204H161ZM194 205H193V207H194ZM212 205H211V206H212ZM226 205H227V204H226ZM226 205H225V206H226ZM242 205H243V204H242ZM31 206H32V205H31ZM64 206H65V205H64ZM72 206H73V205H72ZM77 206H80V203H79V205H77ZM211 206H208V207L211 208ZM213 206H214V205H213ZM233 206H234V205H233ZM32 207H33V206H32ZM111 207H112V206H111ZM111 207H110V208H111ZM208 207H204V208H208ZM227 207H228V206H227ZM238 207H239V204H238ZM240 207H241V206H240ZM248 207H249V205H248ZM66 208H67V207H66ZM75 208H77V207H75ZM78 208H79V207H78ZM78 208H77V209H78ZM83 208H85V207H83ZM83 208H82V209H83ZM86 208H87V206H86ZM185 208H186V207H185ZM201 208H202V207H201ZM204 208H203V209H204ZM214 208H215V206H214ZM252 208H253V207H252ZM258 208L260 209V206H259ZM63 209H64V208H62V207L57 208L56 213H58L60 210H63ZM82 209H80V210H82ZM87 209H88V208H87ZM179 209H180V208H179ZM179 209H178V210H179ZM188 209H189V208H188ZM191 209H193V208H191ZM211 209H212V208H211ZM215 209H216V208H215ZM226 209H227V208H226ZM226 209H225V212H226ZM238 209H239V208H238ZM241 209L243 210V208H241ZM249 209H250V208H249ZM253 209H254V208H253ZM253 209H252V210H253ZM65 210H66V212H67V209H65ZM65 210H63V212H64ZM71 210H72V209H71ZM193 210H194V209H193ZM193 210H192V211H193ZM208 210H209V208H208ZM216 210H218V209H216ZM219 210H221V209L219 208ZM219 210H218V212H220ZM236 210H237V209H236ZM242 210H241V211H242ZM254 210H255V209H254ZM254 210H253V211H254ZM256 210H257V209H256ZM261 210H262V209H261ZM22 211H23V210H22ZM34 211H35V210H34ZM36 211H37V209H36ZM98 211H99V209H98ZM105 211H106V210H105ZM108 211H109V210H108ZM211 211H212V210H211ZM222 211H223V210H222ZM228 211H229V212H228ZM228 211H227L228 213H232V212H230L229 209H228ZM232 211H233V210H232ZM243 211H245V207H244V210H243ZM257 211H258V210H257ZM263 211H264V209H263ZM263 211H262V212H263ZM68 212H69V211H68ZM85 212H86V211H85ZM87 212H89V213L92 214V213H93V209H92V211H87ZM101 212H102V211H101ZM189 212H191V211H189ZM195 212H196V211H195ZM212 212L214 213V211H212ZM234 212H235V210H234ZM237 212H238V211H237ZM254 212H255V211H254ZM259 212H260V210H259ZM20 213H21V212H20ZM28 213H29V211H28ZM31 213H32V211H31ZM61 213H62V212H61ZM97 213H98V212H97ZM97 213H96V214H97ZM107 213H108V212H107ZM203 213H204V212H203ZM215 213H217V212H215ZM239 213H240V209H239L238 215H241V214H239ZM244 213H245V212H244ZM257 213H258V212H257ZM260 213H261V212H260ZM18 214H19V213H18ZM26 214H27V213H26ZM29 214H30V213H29ZM64 214H65V212H64ZM84 214H85V213H84ZM94 214H95V211H94L93 215H94ZM101 214H102V213H101ZM101 214H100V215H101ZM103 214H104V213H103ZM103 214H102V215H103ZM105 214H106V213H105ZM186 214H187V213H186ZM219 214H220V213H219ZM219 214H218V215H219ZM221 214H223V213H221ZM234 214H235V213H234ZM242 214H243V212H242ZM253 214H254V213H253ZM261 214H263V213H261ZM24 215H25V213H24ZM24 215H23V216H24ZM59 215H60V213H59ZM62 215H63V214H62ZM62 215H61V216H62ZM66 215H67V214H66ZM87 215H88V214H87ZM89 215H90V214H89ZM100 215H99V217H97L96 215H95V216H96L97 218H100ZM191 215H192V213H191ZM216 215H217V214H216ZM227 215H228V214L226 213L225 218L227 217ZM246 215H247V214H246ZM254 215H255V214H254ZM257 215H258V214H257ZM259 215H260V214H259ZM23 216H22V217H23ZM28 216H29V215H28ZM30 216H31V215H30ZM90 216H91V215H90ZM90 216H89V217H90ZM104 216H105V215H104ZM107 216H108V215H106V217H107ZM128 216H129V214H128ZM219 216H220V215H219ZM219 216H218V217H219ZM221 216H222V215H221ZM221 216H220V217H221ZM223 216H224V215H223ZM234 216H235V215H234ZM25 217H27V215H26ZM37 217H38V215H37ZM43 217H44V216H43ZM59 217H60V216H59ZM59 217H58V218H59ZM74 217H75V216H74ZM78 217H79V216H78ZM78 217H77V218H78ZM80 217L82 218V216H80ZM83 217H84V216H83ZM93 217H94V216H93ZM93 217H92V218H93ZM102 217H103V216H102ZM106 217H105V220H104L105 222H107V219H108V217H107V219H106ZM212 217H213V215H212ZM212 217H211V218H212ZM215 217H216V216H215ZM215 217H214V218H215ZM242 217H243V216H242ZM257 217H258V216H257ZM16 218H17V217H15V219H16ZM81 218H80V219H81ZM87 218H88V217H87ZM109 218H110V216H109ZM111 218H112V217H111ZM111 218H110V219H111ZM125 218L127 219L128 217L125 216L124 214L120 215V216L118 217V219L116 220V223L118 224V223H121V221L123 222V220H124ZM207 218H210V215H209V217H207ZM207 218H204V219L202 218V219L205 221V219H207ZM211 218H210V219H211ZM214 218H213V220L215 221ZM232 218H233V217H232ZM232 218H229V219H232ZM236 218H237V217H236ZM239 218H240V217H239ZM239 218H238V219H239ZM253 218H254V217H253ZM34 219H35V218H34ZM64 219H66V217L63 218L62 220L64 221ZM67 219H68V218H67ZM90 219H91V217L88 218L87 220H90ZM95 219H96V218H95ZM100 219H101V218H100ZM100 219H97V221H98V220L100 221ZM110 219H109L108 221H110V223H111V220H110ZM194 219H195V218H194ZM210 219H209V220H210ZM220 219H221V218H220ZM249 219H250V218H249ZM21 220H22V219H21ZM27 220H28V219H27ZM29 220H30V218H29ZM54 220H55V219H54ZM62 220L60 219V223L62 222ZM68 220H69V219H68ZM76 220H78V219H76ZM91 220H92V219H91ZM197 220H198V219H197ZM199 220H200V219H199ZM199 220H198V221H199ZM213 220H212V221H213ZM221 220H222V219H221ZM221 220L216 221V223L219 224V222H220ZM236 220H237V219H236ZM247 220H248V219H247ZM12 221H13V220H12ZM31 221H32V220H31ZM35 221H36V219H35ZM44 221L46 222V220H43V223H44ZM52 221H53V220H52ZM56 221H57V220H56ZM74 221H75V220H74ZM102 221H103V220H102ZM193 221H194V220H193ZM204 221H201V225H202V223H204ZM210 221H211V220H210ZM251 221H252V220H251ZM47 222H48V221H47ZM71 222H72V219H71L70 223H71ZM80 222H81V221H80ZM105 222H104V223H105ZM191 222H192V221H191ZM199 222H200V221H199ZM205 222H206V221H205ZM236 222H237V221H236ZM236 222H235V223H236ZM240 222H241V221H240ZM40 223H41V221H40ZM43 223H41V224L43 225ZM50 223H51V222H50ZM50 223H49V224H50ZM53 223H54V221H53ZM53 223H52V225H53ZM56 223H57V222H55V224H56ZM58 223H59V222H58ZM66 223H67V221H66ZM73 223H74V222H73ZM83 223H84V222H83ZM94 223H96V220H95ZM98 223H99V222H97L96 227H94L95 224H92V225H94V226H93L94 229H95V228H98V229H96V231L99 230V228H100L99 225H98ZM100 223H101V221H100ZM213 223H214V222H213ZM223 223H224V222H223ZM228 223H230V221H228ZM233 223H234V222H233ZM235 223H234V225H235ZM44 224H45V223H44ZM46 224H47V223H46ZM55 224L53 225L54 227H56ZM61 224L63 225V223H61ZM64 224H65V221H64ZM89 224H90V223H89ZM195 224H196V223H195ZM208 224H209V223H208ZM239 224H240V223H239ZM257 224H258V222H257ZM0 225H4V222H1V220H0ZM29 225H30V224H29ZM29 225H28V226H29ZM35 225H38V224H35ZM50 225H51V224H50ZM57 225H59V224H57ZM197 225H199V224H197ZM204 225H205V224H204ZM229 225H230V224H229ZM25 226H26V225H25ZM33 226H34V225H33ZM44 226H45V225H43V227H44ZM53 226H52V227H53ZM59 226H60V225H59ZM64 226L66 227V225H64ZM80 226H81V225H80ZM80 226H79V227H80ZM86 226H88V223H87V225H85V227H86ZM97 226H98V227H97ZM101 226H102V224H101ZM112 226H113V227H116V226H114V223H113L111 226H109V227H108V225H107L106 227H105V226H104V227H105V230H106L107 227H108V229H109V228H110V229L113 228ZM119 226H120V225H119ZM122 226H124V225H122ZM212 226L214 227L213 224H211V228H212ZM216 226H217V225H216ZM230 226H231V225H230ZM239 226H240V225H239ZM249 226H251V224H249ZM257 226H258V225H257ZM22 227H23V226H22ZM31 227H32V226H31ZM31 227H30V229H31ZM34 227H35V226H34ZM36 227H39V225L36 226ZM43 227H42L41 229H44ZM46 227H47V226H46ZM46 227H45V228H46ZM52 227H49V226H48L47 228H49V230H50V228H52ZM54 227H53V228H54ZM57 227H58V226H57ZM67 227H68V223H67ZM74 227H75V226H74ZM83 227H84V226H83ZM117 227H118V226H117ZM117 227H116V228H117ZM201 227H203V225H202ZM204 227H205V226H204ZM208 227H209V226H208ZM224 227H225V226H224ZM246 227H247V226H246ZM23 228H25V227H23ZM32 228H33V227H32ZM39 228H40V227H39ZM39 228H38V229H39ZM47 228H46V229H47ZM63 228H64V227H63ZM63 228H62L61 230H63ZM69 228L71 229V225H70V227H68L67 229H69ZM72 228H73V226H72ZM198 228H199L198 232L201 231L200 226H199ZM209 228H210V227H209ZM209 228H208V229H209ZM211 228H210V229H211ZM215 228H216V227H215ZM217 228H218V227H217ZM229 228H230V227H229ZM235 228H237V227H235ZM242 228H243V227H242ZM242 228H241V229H242ZM253 228H254V227H253ZM257 228H258V227H257ZM9 229H10V228H9ZM34 229H35V228H34ZM54 229L57 230V228H54ZM76 229H77V228H76ZM76 229H75V230H76ZM100 229H101V228H100ZM205 229H206V228H205ZM210 229H209V230H210ZM222 229H223V228H222ZM243 229H244V228H243ZM19 230H20V229H19ZM47 230H48V229H47ZM52 230H53V229H52ZM72 230L74 231V229H72ZM72 230H70L71 233H72ZM88 230H89V229H88ZM91 230H93L92 227H91ZM209 230H208V233H209ZM212 230H213V229H212ZM212 230H211V232H210L209 234L212 233ZM215 230H216V229H215ZM215 230H214V232H215ZM229 230H230V229H229ZM253 230H254V229H253ZM26 231H27V229H26ZM32 231H33V230H32ZM63 231L67 232L66 230H63ZM77 231H78V230H77ZM79 231H80V230H79ZM89 231H90V230H89ZM107 231H108V230H107ZM188 231H189V230H188ZM219 231L221 232L222 230H219ZM33 232H34V234H35V231H33ZM46 232H47V231H46ZM65 232H64V233H65ZM110 232H111V231H110ZM182 232H183V231H181V234H182ZM185 232H186V231H185ZM196 232H197V230H196ZM252 232H253V231H252ZM28 233H29V232H28ZM44 233H45V232H44ZM64 233H63V234H64ZM69 233H70V232L66 233V234H68V235L65 234V235H66L65 237L69 236ZM71 233H70V234H71ZM75 233H76V232H75ZM78 233H79V232H78ZM83 233H85V231H84ZM86 233H89V232H86ZM86 233H85V234H86ZM91 233H92V232H91ZM99 233H100V232H99ZM179 233H180V231H179ZM186 233H187V232H186ZM194 233H195V231H193V237H195V236H194V235H195ZM199 233H200V232H199ZM203 233H204V232H203ZM205 233H206V232H205ZM230 233H231V232H230ZM241 233H242V232H241ZM253 233H254V232H253ZM260 233H261V232H260ZM31 234H32V233H31ZM34 234H33V235H34ZM41 234H42V233H41ZM45 234H46V233H45ZM76 234H77V233H76ZM79 234H80V233H79ZM79 234H78V235H79ZM85 234H84V235H85ZM89 234H90V233H89ZM97 234H98V233H97ZM187 234H188V233H187ZM187 234H186V237L188 236ZM189 234H190V232H189ZM191 234H192V233H191ZM191 234H190V235H191ZM200 234H202V233H200ZM200 234H198V235H200ZM219 234L221 235V233H219ZM239 234H240V233H239ZM263 234H264V233H263ZM29 235H30V234H29ZM78 235H77V236H78ZM87 235H88V234H87ZM190 235H189V236H190ZM252 235H253V234H252ZM88 236H89V235H88ZM179 236H181V235L179 234ZM183 236H185V233H184ZM183 236H181V237L183 238ZM189 236H188V237H189ZM196 236H197V234H196ZM203 236H204V234H203ZM203 236H202V237H203ZM214 236H215V234H214ZM217 236H218V235H217ZM230 236H231V235H230ZM246 236H247V235H246ZM50 237H51V235H50ZM69 237H71V236H69ZM86 237H87V236H86ZM215 237H216V236H215ZM237 237H238V236H237ZM27 238H28V237H27ZM42 238H43V237H42ZM52 238H53V237H52ZM55 238H56V237H55ZM71 238H73V235H72ZM205 238H206V237H205ZM207 238H208V236H207ZM256 238H257V236H256ZM263 238H264V237H263ZM263 238H262V239H263ZM45 239H46V238H45ZM50 239H51V238H50ZM53 239H54V238H53ZM69 239H70V238H69ZM74 239H75V238H74ZM100 239H104V238H100ZM178 239H181V238L178 237ZM213 239H214V238H213ZM213 239H212V240H213ZM218 239H219V238H218ZM221 239H223V238H221ZM251 239H252V237H251ZM51 240H52V239H51ZM56 240H57V239H56ZM97 240L99 241V239H97ZM208 240H209V239H208ZM215 240H216V239H215ZM215 240H214V241H215ZM241 240H242V238H241ZM241 240H240V241H241ZM259 240H260V239H259ZM54 241H55V240H53V242H54ZM62 241H63V239H62ZM67 241H68V242H69V241L71 242V240H66V242H67ZM89 241H90V240H89ZM101 241H102V240H101ZM101 241H99L98 243H101ZM105 241H107V240H105ZM105 241H102V243H104ZM122 241H123L124 243H125V242H126V243H132V242L134 241V239H131L130 236H127V237L123 238ZM182 241H183V240H182ZM202 241H203V240H202ZM252 241H253V239H252ZM46 242H47V240H46ZM53 242H52V243H53ZM91 242H92V241H91ZM94 242L96 243L97 241H94ZM94 242L91 243V244H94ZM180 242H181V241H180ZM184 242H185V241H184ZM187 242H191V241L188 240ZM205 242H208V241H205ZM211 242H213V241H211ZM219 242H220V240H219ZM233 242H234V241H233ZM246 242H247V241H246ZM29 243H30V242H29ZM54 243H55V242H54ZM178 243H179V242H178ZM217 243H218V242H217ZM34 244H35V243H34ZM39 244H40V243H39ZM45 244H46V243H45ZM105 244H107V242H106ZM174 244H175V241H174ZM176 244H177V243H176ZM200 244H201V243H200ZM203 244H204V243H203ZM205 244H206V243H205ZM232 244H233V243H232ZM246 244H247V243H246ZM35 245H36V244H35ZM37 245H38V244H37ZM42 245H43V244H42ZM42 245L40 244L39 246H36V247H35V246H31V247L28 246V247H30V248H34V247H35V248H37V247L40 248V246H42ZM94 245H96V244H94ZM194 245H195V244H194ZM208 245H209V243H208ZM218 245H219V244H218ZM237 245H238V243H237ZM44 246H45V245H44ZM90 246H91V245H90ZM190 246H191V245H190ZM213 246H214V244H213ZM243 246H244V245H243ZM262 246H263V245H262ZM76 247H77V246H76ZM100 247H101V246H100ZM105 247H106V246H105ZM177 247H178V246H177ZM193 247H194V246H193ZM199 247H200V246H199ZM206 247H207V245H206ZM214 247H215V246H214ZM249 247H250V246H249ZM259 247H260V245H259ZM35 248H34V249H35ZM169 248H170V247H169ZM201 248H202V247H201ZM237 248H238V247H237ZM261 248H263V247H261ZM41 249H42V247H41ZM83 249H84V248H83ZM178 249H179V248H178ZM181 249H183V248H181ZM194 249H195V248H194ZM206 249H207V248H206ZM206 249H204V250H206ZM210 249H211V248H210ZM213 249H214V248H213ZM241 249H242V248H241ZM252 249H253V247H252ZM32 250H33V249H31V252H33ZM36 250H37V249H36ZM73 250H74V249H73ZM84 250H85V249H84ZM84 250H83V251H84ZM88 250H90V249H88ZM88 250H87V251H88ZM176 250H177V249H176ZM176 250H175V252H176ZM186 250H187V249H186ZM191 250H192V249H191ZM196 250H198V248H197ZM215 250H216V249H215ZM215 250H214V251H215ZM224 250H225V249H224ZM226 250H227V249H226ZM263 250H264V249H263ZM263 250H261V251L264 252ZM66 251H67V250H66ZM83 251H82V256L79 254L80 256L77 257L78 259H77V260H75L76 258L74 259V260H75L74 263H77V262H78V263H81V264H94L95 262H97V260H96L97 258H94L95 256H93V257H91V258H90V256L86 257V255H85V256L83 255V253H84ZM170 251H172V247H171V250H170ZM179 251H181V250L179 249ZM192 251H193V250H192ZM194 251H195V250H194ZM207 251H208V249H207ZM212 251H213V250H212ZM212 251H211V252H212ZM217 251H218V250H217ZM237 251H239V250H237ZM258 251H259V249H258ZM261 251H259V253H261ZM36 252H37V251H36ZM68 252H69V251H68ZM79 252H80V249H79L78 253H79ZM85 252H86V251H85ZM96 252H97V251H96ZM101 252H102V251H101ZM167 252H168V250H167ZM188 252H189V251H188ZM198 252H199V251H198ZM198 252H197V253H198ZM203 252H204V251H203ZM211 252H210V253H211ZM252 252H253V251H252ZM59 253H62V252L59 251ZM59 253H58V254H59ZM63 253H65V252L63 251ZM63 253H62V254H63ZM76 253H77V251H76ZM91 253H92V252H91ZM102 253H103V252H102ZM171 253H172V252H171ZM171 253H170V254H171ZM176 253H177V252H176ZM179 253H180V252H179ZM197 253L194 254V256L197 255ZM204 253H205V252H204ZM212 253H213V252H212ZM244 253H245V252H244ZM249 253H250V252H249ZM256 253H257V251L255 250V254H256ZM62 254H61V256H62ZM97 254H98V252H97ZM168 254H169V252L167 253V255H168ZM189 254H192V253H189ZM208 254H209V253H208ZM213 254H214V253H213ZM237 254H238V253H237ZM263 254H264V253H263ZM63 255H64V256H65V255L67 256L66 253L63 254ZM71 255H72V254H71ZM89 255H90V253H89ZM101 255H102V254H101ZM167 255H166V256H167ZM186 255H187V254H186ZM198 255H199V253H198ZM217 255H219V254H216V256H217ZM247 255H248V254H247ZM257 255H259V254H257ZM42 256H43V255H42ZM74 256H77V254L74 255ZM74 256H72V257H74ZM91 256H92V255H91ZM166 256H164V257H166ZM187 256H188V255H187ZM203 256H205V255L203 254ZM203 256H202V257H203ZM253 256H254V253H253ZM260 256H261V255H260ZM69 257H71V256H69ZM179 257H180V256H178V258H179ZM188 257H189V256H188ZM188 257H187V258H188ZM190 257H191V256H190ZM213 257H214V255H213ZM239 257H240V256H239ZM247 257H248V256H247ZM247 257H246V259H245L246 261L250 259V258L248 259ZM254 257H255V256H254ZM99 258H100V257H99ZM102 258H103V257H102ZM166 258H167V257H166ZM178 258H177V259H178ZM204 258H205V257H204ZM204 258H203V259H204ZM260 258H261V257H260ZM55 259H56V258H55ZM107 259H108V258H107ZM164 259H165V258H164ZM169 259H170V258H169ZM189 259H190V258H189ZM197 259H198V257H197ZM197 259L195 258L196 261H197ZM200 259H201V258H200ZM211 259H212V257H211ZM218 259H219V258H218ZM263 259H264V258H263ZM52 260H54V258H53ZM56 260H57V263H58V259H56ZM61 260H62V259H61ZM61 260H60V261H61ZM98 260H99V259H98ZM103 260H104V259H102V261H103ZM162 260H163V259H162ZM166 260H167V259H166ZM166 260H164V262H165ZM198 260H199V259H198ZM204 260H205V259H204ZM221 260H222V259H221ZM254 260H255V259H254ZM254 260H252V261H254ZM54 261H55V260H54ZM54 261H52V262L54 263ZM60 261H59V264H61ZM66 261H67V264H73V262H72L73 260L71 261L70 259L67 258ZM66 261H64V262H66ZM170 261H171V259H170ZM183 261H184V260L180 261V263L183 262ZM207 261H208V260H207ZM210 261H211V260H210ZM50 262H51V261H50ZM52 262H51V263H52ZM98 262H99V261H98ZM100 262H101V260H100ZM159 262H160V261H159ZM159 262H158V263H159ZM164 262H163V263H164ZM176 262H177V261H176ZM178 262H179V261H178ZM186 262H187L186 264H188L187 259H186ZM193 262L195 263V261H192V263H193ZM212 262H213V261H212ZM243 262H244V261H243ZM247 262H249V261H247ZM250 262H251V261H250ZM250 262H249V263H250ZM255 262H256V260H255ZM45 263H46V262H45ZM48 263H49V262H48ZM51 263H50V264H51ZM78 263H77V264H78ZM156 263H157V262H156ZM160 263H162V261H161ZM173 263H174V262H173ZM189 263H191V261H190ZM205 263L207 264L208 262H205ZM215 263H216V262H215ZM215 263H214V264H215ZM227 263H228V262H227ZM237 263H238V262H237ZM54 264H56V263H54ZM62 264H64V263H62ZM174 264H175V263H174ZM176 264H178V263H176ZM182 264H185V263L183 262ZM196 264H197V263H196ZM199 264H200V263H199ZM201 264H202V263H201ZM221 264H222V262H221ZM224 264H226V263H224ZM247 264H248V263H247ZM253 264H255V263H253Z\"/></svg>",
	"mask_w": 264,
	"mask_h": 264
}]
</instances>
